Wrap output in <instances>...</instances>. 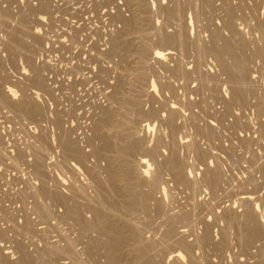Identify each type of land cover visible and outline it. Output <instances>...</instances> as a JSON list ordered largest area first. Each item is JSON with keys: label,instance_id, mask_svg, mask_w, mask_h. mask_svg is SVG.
Masks as SVG:
<instances>
[{"label": "rangeland", "instance_id": "374dc122", "mask_svg": "<svg viewBox=\"0 0 264 264\" xmlns=\"http://www.w3.org/2000/svg\"><path fill=\"white\" fill-rule=\"evenodd\" d=\"M30 1V2H29ZM40 1H42V0H0V24H2L4 27H2V25H0V74H1V76H3L4 78L6 77V80L4 79V78H2V81H3V79L5 80V83L7 82V79H8V86L6 85V84H4L2 87H0L1 89H0V97H2V95H3V90H4V94L6 93V89L8 88V87H12L13 89H14V91H13V95L15 96L14 97V99L17 97H19V96H17L18 95V93L20 92V90L22 89L23 90V87H25V85L28 83L29 85H27L26 87H30V88H32V89H28V88H26L29 92H33L34 94H35V99L43 106V108H42V106H41V108L43 109V111H42V113H40L37 117H33L32 118V116H30V115H28L27 116V114L26 115H23V114H25V112L23 113V112H21V111H18L16 108H14L13 106H11L12 104H7V103H5V104H3L1 101V105L3 106H1L0 105V143H2V144H0V196H1V198H0V228L3 230V226H4V229H5V231H6V235H4V236H2V237H0V254H2V256L5 254L6 256H8V258H11L12 260H14V259H17V257L19 256V251L17 250V249H19L16 245H18V241L20 242H22L23 244H25V246H26V248L30 251V253H31V251L32 250H34V251H32L33 252V256L30 258V259H28V261L26 260L25 262L23 261V264H77L76 262H74L73 260V258H69V257H67L66 255L64 256V255H62V253L61 254H59V253H57L53 248H52V246H53V243L55 244V242L57 243V244H64L65 242H66V239H67V237L70 239V241L72 242V238L74 239V237H75V245H76V249H81V243H79L78 244V239H77V236H78V229H75V228H77V226H76V224L74 225V222H73V220H70L69 221V224L70 225H68L67 223H68V220L66 221V220H62L60 217H62V214L61 215H59L60 213H62V212H64L63 210H65V208H64V206L61 204V203H57L56 205H54V203L53 202H55V201H53V202H51L52 201V199L49 201V199H48V201L50 202H48L47 201V198L45 197V199L42 201V202H45L44 204H46V206L48 205V203H49V205H48V210H49V213H48V215H46V216H42V218H41V216L39 215L38 216V213L36 214V212L34 211V209H33V206H35L36 207V203L39 201H37L36 199H37V197L36 196H34L33 195V193H31V188L33 189H35V190H37V187L39 188V186H40V184H41V182L42 183H44V180L46 179L47 180V182L45 181V184L46 185H48V184H55V182L57 183L58 181H59V183L62 185V187H64V188H66V183H67V180H69V177H72V176H76V178H78L79 180H82L83 178H84V176H83V174H89V175H91L90 174V170H89V173L88 172H85V169L87 170V167H90V166H92V164L94 163L93 161H95L96 159H97V161H95V163L97 162V165H98V163L99 164H105V162H108V163H111V165L110 164H105V168L107 167V166H110V168H111V170H112V168H114V162L117 160L116 159V153H117V150L120 148V146L122 145V143H121V141H119V142H116V147H117V149L114 147V146H112L111 148L109 147V146H107V141L109 140V139H107V141H106V136H107V138H108V133H107V131H109V138H110V136L112 137V136H115V135H113V134H115L117 131H116V126H111L110 128H106V130H105V132L104 133H101V134H103V139H104V141H106L105 143H104V146L106 145V147H108V149H103L102 148V150L100 149L101 147H103L101 144L103 143V141H102V136L100 135V134H98V135H95V132H94V116H95V114H94V110H95V108L94 107H96L97 105H98V103H99V105H101V106H108V107H114L113 109H117V108H119L118 106H119V103L117 102V101H113L112 102V100H111V97H110V99L108 98L109 96L108 95H110V94H112L113 92H114V85H115V87H116V84H115V82L117 81V79H119V77H121L122 75V78H120V79H123V78H126L129 82H130V80L132 79V71H133V75H134V73L137 71L136 69H137V56H136V53H134V52H136V49L134 50V48H136L137 46L136 45H138V43H139V41H140V36H139V34L137 35L136 33L138 32V30L137 29H140V28H142V25H145L146 24V26L148 25V22H149V24L150 25H152L151 26V30H154L155 29V31H161L162 29V32L163 33H165L164 32V30L166 31V33H167V31L169 30L170 32H168V33H173L175 30H177L178 28H181V30L182 31H184V37L186 38V39H188V40H192V42H191V50L193 51V50H195V51H193V52H191V50H188V51H186V53L185 52H183V51H181L180 50V48L179 47H177L178 45L177 44H169V45H160V46H163V47H168V46H170L171 48H169V50L171 49V50H173V55L171 56H169V54H167L166 52H168V49H165V50H163V51H165V53H166V55L164 56L165 58H164V60L165 61H172L171 63L170 62H168V63H164V62H162V64H171V66H173L174 67V63L176 64V60L178 59V60H181L182 61V63L185 65V66H187V68H188V70H189V72L191 73V76L193 75L194 77H195V79L193 78V76H192V79H191V77H190V74L188 73V75L189 76H187V75H184V76H181L180 75V73H178L177 72V74H176V72L173 70V68H171V67H169L168 65H164V67L166 68V70H165V68L164 67H161V66H163L161 63L159 64V62H155V69L157 70V73H158V75H157V73H156V75H154V77H157L156 79H159L158 80V82L160 81V79H162L163 78V80H165V79H167L166 77H164V76H168V77H170V79H172L173 80V74H174V81H172L173 83H175V84H173V91L172 90H170V91H168V90H164V93L162 92V89H161V92L160 91H148L150 94H145V96H143V97H145V98H147V100L145 101V103H143V108L145 109V105H146V110H144V111H146V116L144 115L143 117L144 118H149L150 117V114L152 115L149 119L150 120H153L154 121V125H155V128H154V130H152L151 132H148V134H147V137H148V139H149V141L148 142H146V145H147V147L146 148H148V149H150L151 147L153 148L156 144L158 145V149L157 148H155V150H154V152H152L151 150H146V149H142V147L140 146V148L138 147L137 149L138 150H136L137 151V156L139 157V156H141L142 154H144L147 158H149V160H150V162L152 161V166H151V168L153 169V170H155V171H157L158 170V168L159 169H161V167H163L162 166V164H164L165 162H166V156L165 155H167V153L166 152H168V150H170V147H169V145L171 146V147H173V145H172V141L170 140V139H172V140H176L177 142H178V145H177V143H176V146H175V148L178 150V152H179V154H180V157H181V161L184 163V161H185V163H187V166H185L186 168H184L185 169V174H186V176L188 177L189 175V180H191L190 179V177L191 178H194V177H197L196 179H198V181H197V183H196V187L195 186H192V183L190 182V184H188V182L189 181H186L185 182V180H183V181H179V179H177L176 178V176H175V173H173L174 171L173 170H171V168H168V166L166 165V168H168V169H166L165 168V165H164V168H165V170H164V168H162V170L164 171V172H162L161 171V173H163L162 174V176H164V180L163 179H161V182L158 184V185H161V188H160V186H159V188H158V185L156 186V187H154V185H153V183H152V188L154 187V189H150L151 188V185L150 184H148L147 183V185H145V187L147 186V191H150L149 193H153V194H151V196L152 195H156L155 197L156 198H153V196L152 197H150V198H148V200H149V202H151L152 201V205H150V207L151 206H153V207H151L150 209L152 210V211H150V217L148 216V215H146L145 216V214H147V213H145V212H143V211H141L140 209H135V211L133 212V214H130V213H128L127 215H125L127 218H128V216H129V218H130V220L132 219V218H134L135 220H136V218L138 217V219L139 218H145L146 217V219L147 218H151L152 217V219H155L156 218V220H157V217L159 218V220H157V221H159V222H161L162 220H164V218L167 216L166 215V212H167V214H170V212L171 211H173V210H176V212L175 211H173V213L175 212V213H177V214H179L180 212H179V206L178 205H180L182 208H180V211H182L181 209H183V210H185V209H187L188 211L190 210L191 211V207L193 208V209H195V210H193L192 209V213H191V221H188V222H190V224H192V225H190L189 226V223L187 224H184L185 225V227L184 228H186V233H185V235H186V237H185V239H188V241H191L192 243H193V250H194V255L196 256V258L198 259V263L197 264H257L258 262H259V260H260V262H259V264L260 263H262V264H264V233H263V231H262V233H263V235H261L260 234V236H258V237H256L255 238V240H253V241H247V240H245L244 241V238L246 237V236H243L242 237V234L243 233H241L242 232V227H243V222H246V220H244L245 219V217H244V212L246 211V208H247V202H246V198L248 199L247 201H249L250 202V204L254 207V209H253V217H254V219L256 218V222L258 223L259 222V224H260V222H261V224H264V177H262V174H263V176H264V170H263V168L261 169L260 168V166L261 167H263L262 166V164L264 163L263 161V155H264V131L260 128V126L263 128V126L260 124V123H262V121H264V110H263V112H259V108L257 109V101L259 100V103L263 106L264 105V65H263V63H264V58H262V57H260L258 54L257 55H255L257 52V48L259 47V44H260V46H262L263 44H264V29H261V31H260V28L258 27V26H256L257 25V23H255V22H257L256 21V19L254 18H250V15H251V17H254L255 15L254 14H252L250 11H251V5H250V3L249 2H252V0H249V2L247 1V0H228L229 2H231L232 4H234V5H236V6H238V10H237V12H236V15H237V13H240V15L238 14L237 15V17H239V18H237V20H236V15H235V26L238 28V26H237V24L239 25V29L238 30H240V32H241V36L239 35V38L240 37H242L243 39H244V41L246 42V47H248V48H246L245 49V46H244V48L242 49V47H240L239 46V44L236 42V40H238V35L236 36V39H235V42H233L234 43V45L232 46V41H234V38H232V37H235V35L234 34H232V32L228 29V28H226V23H225V21H226V13H225V11H224V8H223V6H224V0H223V2H222V0H213V3H215V4H213L211 1L212 0H209V1H207L208 3H210V5H206V8L204 7L205 5H203V2H204V0H203V2H202V0H200V2H202V3H200L199 2V0L197 1V0H195V1H197V2H195L194 3V0H191V1H189L188 2V0H185V1H181V0H145V2H144V0H142V3L144 4V6H145V3H146V5L148 6V7H146L145 6V10L147 9V13L145 12V13H143V14H145V17H143V14L140 12V10H138V9H140L139 8V4H137V2L139 3V1L138 0H93V3H92V0H52L51 1V3H52V6L53 7H55V8H53V11L52 12H48V13H46V12H40V11H38L37 12V15H34V14H31V16L34 18V19H32V17H30V13H29V6L30 5H32V6H38L40 3ZM57 1V2H56ZM79 1V2H78ZM95 1V2H94ZM104 1V2H103ZM141 1V0H140ZM241 1V2H240ZM13 2V3H12ZM23 3V5H22V3ZM101 2V4L102 5H100L99 6V4L98 3H100ZM103 2V3H102ZM113 4H112V3ZM152 2V3H151ZM161 2H163V3H161ZM198 2H199V4H198ZM240 2V3H239ZM242 2H243V4H242ZM33 3V4H32ZM35 3V4H34ZM160 3V4H159ZM185 3H187V4H185ZM198 5H197V4ZM212 3V4H211ZM222 3V4H221ZM245 3V4H244ZM11 4V5H10ZM55 4H57V5H54ZM87 4H88V7H86L87 6ZM94 4V5H93ZM109 4V5H108ZM153 4V5H152ZM174 4V5H173ZM175 4H177V5H175ZM179 4V5H178ZM189 4V5H188ZM248 4H249V6H248ZM28 5V6H27ZM86 5V6H85ZM118 5V6H117ZM127 5V6H126ZM161 5V6H160ZM164 5V6H163ZM172 7V9H173V7H175L174 9L175 10H177L176 12H177V14H169L165 9H161L162 7ZM169 5H171V6H169ZM173 5V6H172ZM184 5V6H183ZM191 5H193V6H191ZM203 5V7L204 8H202L203 10H201V11H199V7H201ZM223 5V6H222ZM247 5V8L245 7V6ZM58 6V7H57ZM64 6V7H63ZM66 6V7H65ZM94 6V7H93ZM98 6L99 7H101V8H98ZM158 6V7H157ZM187 6V7H186ZM196 6V7H195ZM215 6V7H214ZM219 6V7H218ZM262 6V5H261ZM261 6H259L258 8L260 9V12H259V16L260 17H263L264 16V6H262V8H260ZM8 7H10V8H8ZM91 7V8H90ZM116 7V8H115ZM119 7V8H118ZM131 7V8H130ZM156 7H157V9H156ZM186 7V8H185ZM189 7H190V9H189ZM198 7V8H197ZM211 7V8H210ZM220 7H222V8H220ZM6 9V11L4 10V9ZM28 8V9H27ZM93 8V9H92ZM98 8V9H97ZM156 9V11L154 12V10ZM194 8V9H193ZM213 8V9H212ZM251 8V9H250ZM12 9V10H11ZM20 9V10H19ZM22 9V10H21ZM23 9H24V11H23ZM60 9H61V11H60ZM82 9H84V10H82ZM86 9H87V11H86ZM95 9H97V11H95ZM129 9V10H128ZM151 9V10H150ZM192 9H193V11H192ZM204 9H205V12H206V15H205V12H204ZM217 9V10H216ZM239 9H242V10H239ZM3 10V11H2ZM57 10V11H56ZM100 10V11H99ZM108 10V11H107ZM134 10V11H133ZM136 10V11H135ZM165 10V11H164ZM184 10H186L185 12H184ZM194 10L196 11V12H194ZM199 12H198V11ZM209 10V12H207ZM212 12H211V11ZM222 10H223V12H222ZM258 10V9H257ZM9 12V14H8V12ZM15 11V12H14ZM18 11H20V12H18ZM63 11V12H62ZM82 11V12H81ZM130 11H132V13L130 12ZM137 11H139L140 13L138 14V12ZM161 11V12H160ZM179 11V12H178ZM215 11H216V13H215ZM242 11H243V13H242ZM245 11H247V13H245ZM259 11V10H258ZM257 11V12H258ZM1 12H2V14H1ZM7 12V13H6ZM12 12V13H11ZM76 14H75V13ZM120 12V13H119ZM158 12V13H157ZM167 12V13H166ZM193 12V13H192ZM249 12V13H248ZM4 13H5V15H4ZM14 13V14H13ZM29 13V14H28ZM40 13V14H39ZM78 13V14H77ZM80 13V14H79ZM124 13V14H123ZM131 13V14H130ZM134 13H136V15H134ZM184 13V14H183ZM211 13V14H210ZM221 13V14H220ZM225 13V14H224ZM53 14V15H52ZM147 14H148V16H147ZM152 14V15H151ZM158 14V15H157ZM182 14V15H181ZM201 14V15H200ZM203 14V15H202ZM241 14H243V15H241ZM245 14V15H244ZM12 15V16H11ZM22 15V16H21ZM26 16V17H24V16ZM50 15H52V17L50 16ZM59 15V16H58ZM61 15V16H60ZM101 15V16H100ZM119 15H121V16H119ZM128 17L127 19H131V18H133L134 17V20H137V21H135L134 23H135V25H134V23H133V25L135 26V27H133L132 29H128V33H127V29H126V26H124L125 25V20H126V17ZM151 15V16H150ZM155 17H154V16ZM169 15V16H168ZM200 18V17H203V20H201V18L199 19L197 16ZM208 15V16H207ZM7 18H6V17ZM9 16V17H8ZM97 16V17H96ZM100 16V17H99ZM113 16V17H112ZM131 16V17H130ZM137 18H136V17ZM139 16H140V18H139ZM150 16V18H148L147 19V17H149ZM207 16V17H206ZM211 16H212V18H211ZM214 16V17H213ZM221 16V17H220ZM224 16H225V18H224ZM241 16V17H240ZM243 16L245 17V19L243 18ZM5 18V19H3V18ZM11 17V18H10ZM40 19H39V18ZM51 17V18H50ZM56 17V18H55ZM60 18V19H58V18ZM123 17H125L124 19H123ZM130 17V18H129ZM141 17H143V18H141ZM166 17H167V19H166ZM176 17V18H175ZM195 17V18H194ZM204 17H205V19H204ZM14 18V19H13ZM26 18V19H25ZM115 18V19H114ZM121 18V19H120ZM173 18V19H172ZM183 18V19H182ZM208 18V19H207ZM8 19V20H7ZM23 19V20H22ZM28 19H29V21H28ZM36 19H39L38 21H36ZM52 19H53V21H52ZM63 19V20H62ZM98 19V20H97ZM102 19V20H101ZM113 19V20H112ZM142 19H145V21L143 20V21H141ZM176 21H175V20ZM178 19V20H177ZM181 20V22H180V20ZM225 21H224V20ZM247 19H248V21H247ZM88 20V21H87ZM174 20V21H173ZM184 20H186V24H184L185 23V21ZM214 20V21H213ZM132 21H133V19H132ZM141 21V23H139ZM157 21V22H156ZM173 21V22H172ZM208 21V26H207V24H206V22ZM251 21V22H250ZM30 22V23H29ZM145 24H144V23ZM147 22V23H146ZM166 22V23H165ZM178 22V23H177ZM182 22H183V24H182ZM203 22V23H202ZM210 22H211V24H210ZM217 22V23H216ZM52 23H54V24H52ZM71 23V24H70ZM114 23V24H113ZM123 23H124V25H123ZM158 23V24H157ZM164 23V24H163ZM170 23V24H169ZM174 24L173 26H172V24ZM214 23H215V25H214ZM249 23V24H248ZM27 24V25H26ZM51 24V25H50ZM139 24H140V26H139ZM166 24V25H165ZM197 24H198V26H197ZM221 25L222 27H220L219 25ZM256 24V25H255ZM150 25H149V27H150ZM180 25V26H179ZM182 25V26H181ZM188 25V26H187ZM246 25V26H245ZM250 25L253 27H257V30L256 29H254V28H251L250 27ZM19 26V28H17ZM22 26V27H21ZM28 26H29V28H28ZM38 26V27H37ZM73 26V27H72ZM155 26V27H154ZM205 26H207V28H208V30H207V28H205ZM45 27V28H44ZM54 27V28H53ZM72 27V28H71ZM144 27V26H143ZM163 27V28H162ZM166 29H165V28ZM187 27V28H186ZM189 27V28H188ZM210 27L212 28V30L210 31ZM224 27V28H223ZM3 28V29H2ZM33 28H34V31H33ZM124 28H125V30H124ZM170 28V29H169ZM185 28V29H184ZM216 28H220L219 30H218V32L219 33H221L220 35H221V38L223 37V39L221 40L220 39V41H219V43H220V45L222 44V45H224V46H226V47H228V50L229 49H232V50H229L228 52L230 53L231 51L232 52H235L236 54H237V56H239V57H241V56H245L246 58H243L244 60H245V66L247 67V71H248V73L249 74H251V76H252V80H253V84H252V81H251V83L249 84L250 85V92L252 93V95H251V97H250V94L248 95V99H249V101H247L249 104L251 103L252 105H253V107H252V105L250 104V106L248 107L247 105H249V104H247V102H245V104L244 103H242V106L240 105V103H236V104H233V105H236V106H233V108H232V110H230L231 111V113H229L230 111H227L226 109H224V106H225V104H224V102H223V100H222V97H224L223 96V94L225 93L227 96H228V93H229V87L230 86H228L229 85V83H231L229 80H228V82H226L227 81V79L226 78H228V74L226 73V71L225 72H221V71H223V69H220L221 67H220V65H219V62H218V60L216 59L215 60V57L212 55V54H210V53H208V54H206V53H204V54H202V52H197L198 51V40H199V45H200V43H209L210 42V39H211V37H210V34L212 33V31L214 30V31H217V29ZM242 28V29H241ZM122 29V30H121ZM135 29V30H134ZM146 29H148V28H146ZM222 29H224V30H222ZM2 30V31H1ZM7 30V31H6ZM29 30V31H28ZM120 30V31H119ZM150 29H148V31H149ZM150 30V31H151ZM187 30H190V31H187ZM198 30V31H197ZM220 30H222V32L220 31ZM243 30V31H242ZM255 30H256V32H255ZM15 31H16V33H17V36H18V34H20V36L19 37H22V38H20V39H17V41H19V40H23V41H21V44H20V41L19 42H15V43H12V44H14V46H12L13 48H16L17 47V50L15 49V51H13L14 49L11 47V40H10V37H11V34L13 33V34H15ZM21 33H20V32ZM61 31V32H60ZM73 31V32H72ZM78 31H80V32H78ZM97 31V32H96ZM117 31L119 32V34L121 33L122 34V32L123 31H125V35L124 36H126L125 38H124V41L127 43V44H129V48H128V46H127V44L125 43V44H123V46H121V47H115L116 45L113 43V45H114V47H113V49H111V47H112V42L110 41V40H115V37L117 36L116 34H117ZM122 31V32H121ZM131 31V32H130ZM186 31V32H185ZM210 31V32H209ZM245 31V32H244ZM5 32V33H4ZM9 32V34H7ZM11 32V33H10ZM26 32V33H25ZM55 32V33H54ZM57 32V33H56ZM189 32L191 33V35L189 34ZM242 32H244V33H242ZM250 32V33H249ZM260 32V33H259ZM23 33V34H22ZM38 33V34H37ZM40 33V34H39ZM75 33V34H74ZM77 33V34H76ZM96 33V34H95ZM108 33V34H107ZM114 33V35H116V36H114L113 37V34ZM197 35H196V34ZM210 33V34H209ZM32 34H33V36L35 35V38L34 37H31L32 36ZM38 36H37V35ZM60 34H61V36H60ZM65 34V35H64ZM66 34H67V36H66ZM202 34V35H201ZM227 34V35H226ZM251 34V35H250ZM16 35V34H15ZM25 35V36H24ZM43 35V36H42ZM59 37H58V36ZM72 35V36H71ZM76 35V37H74L73 38V36H75ZM102 35H103V37H102ZM199 35H201V37L199 36ZM203 35H205V37H203ZM223 35H225V40L227 41L228 39L227 38H229V43H231V46L229 45V43H228V41H227V43H226V41L224 40V36ZM245 36V38H244V36ZM246 35H247V37H246ZM5 36V37H4ZM36 36H37V38H39V39H37L36 38ZM41 36V37H40ZM46 38H45V37ZM57 36V37H56ZM81 38H80V37ZM122 36H123V34H122ZM138 36V37H137ZM191 36V37H190ZM8 37V38H7ZM25 37V38H24ZM26 37L28 38V41H26ZM79 37V38H78ZM100 37V38H99ZM109 37H111L110 39H109ZM136 37V38H135ZM189 37V38H188ZM194 37H197V38H195L196 40H194ZM254 37V38H253ZM258 37V38H257ZM33 38H34V40H33ZM63 38V39H62ZM71 38H73L72 40H71ZM76 38H78V39H76ZM128 38V39H127ZM137 38H139V40L137 39ZM154 38H156V35H155V37ZM193 38V39H192ZM232 38V39H231ZM257 38V39H256ZM260 38H261V40H260ZM2 39V40H1ZM8 39H9V41H8ZM30 39V40H29ZM40 39H41V41H40ZM43 39V40H42ZM126 39V40H125ZM198 39V40H197ZM205 41H204V40ZM249 39V40H248ZM252 39V40H251ZM259 39V40H258ZM31 40H33V41H31ZM39 40V41H38ZM51 40V41H50ZM56 40V41H55ZM59 40H60V42H59ZM63 40V41H62ZM65 40V41H64ZM68 42H67V41ZM76 40H77V42H79V43H77L76 42ZM112 40V41H113ZM207 40V41H206ZM251 40V41H250ZM26 41V42H25ZM34 41H37V42H35V46H36V48H34ZM43 41H45V42H43ZM70 41H72V43L70 42ZM96 41V42H95ZM134 41V42H133ZM209 41V42H208ZM7 44H6V43ZM24 42V43H23ZM27 42H29V45H28V43ZM31 42H33V45H31L32 43ZM41 42V43H40ZM65 43L66 42V44H62V43ZM95 42V43H94ZM103 42V43H102ZM105 42V43H104ZM114 42V41H113ZM5 43V44H4ZM22 43L24 44L23 46H25V43H27L26 45L27 46H29L28 48L27 47H25V48H22ZM36 43H38V44H36ZM57 44V45H55V44ZM71 45H70V44ZM76 43H77V46H76ZM107 43V44H106ZM132 43V44H131ZM195 43V44H194ZM227 45H226V44ZM82 44V45H81ZM95 44V45H94ZM197 45V47L196 46H194V45ZM256 44L258 45V47H256ZM20 45V46H19ZM30 45L32 46L31 48H30ZM74 45V46H73ZM101 45V46H100ZM125 45V46H124ZM193 45V46H192ZM229 45V46H228ZM251 45H252V47H251ZM7 46H8V48H7ZM16 46V47H15ZM51 46V47H50ZM72 48H71V47ZM98 46H99V48L101 49V48H103V50L101 49L100 51H99V48H98ZM106 46V47H105ZM126 46H127V48H126ZM174 46V48H172ZM238 46H239V48H238ZM243 46V45H242ZM41 47H43V48H41ZM95 47V48H94ZM109 47H110V51H111V53H107V52H109ZM132 47H134V48H132ZM196 47V48H195ZM6 48H7V50H6ZM32 48H33V50H32ZM51 50H50V49ZM54 48V49H53ZM60 48V49H59ZM64 48H65V50L67 51H65L64 50ZM74 48V49H73ZM118 48H119V50H118ZM124 48H125V50H124ZM179 48V49H178ZM236 48L237 49V51H236V49H235V51H234V49ZM250 48H253V49H250ZM20 50V52H19V50ZM34 49H35V51H34ZM43 49V50H42ZM71 49H72V51H71ZM122 49H123V51L124 52H122ZM127 49V50H126ZM190 49V48H189ZM256 49V50H255ZM12 50V51H11ZM25 50V51H24ZM30 50H32V52H34L33 54H32V52L30 51ZM63 50V51H62ZM106 50V51H105ZM115 50V51H114ZM134 52H133V51ZM177 50L178 51H180L179 53H177ZM239 50L241 51V50H243L242 52H239ZM11 51V52H10ZM50 51V52H49ZM62 51V52H61ZM69 51H71V52H69ZM101 51H103L102 53H100ZM117 51V52H116ZM122 53H121V52ZM129 51V52H128ZM189 51H190V54H189ZM245 51H246V54H244L245 53ZM252 51V52H251ZM8 52V53H7ZM13 52H15V53H13ZM52 52V53H51ZM73 52V53H72ZM92 52V53H91ZM106 52V53H105ZM128 52V53H127ZM131 52V53H130ZM247 52H248V54L250 53V55H248L247 54ZM18 53V54H17ZM29 53V54H28ZM65 53H67V54H65ZM107 54V56H105V54ZM116 53H118L120 56H121V58H120V56L117 54L116 55ZM124 53H126L125 55H127V57H125V55H124ZM188 53V54H187ZM196 53H197V55L199 54L200 56H197V57H194V56H192L191 54H193V55H196ZM229 53H226L225 54V60L227 61V62H231L232 61V57H233V55H232V57H230L231 56V54H229ZM242 53H243V55H242ZM255 53V54H254ZM13 54H14V56H13ZM28 54V55H27ZM64 54H65V56L67 57H65L64 56ZM78 54V55H77ZM100 54H102V55H100ZM109 54H111V55H109ZM115 54V55H114ZM178 54V55H177ZM185 54H186V56H185ZM252 54V55H251ZM6 55V56H5ZM16 55V56H15ZM22 55H23V57H22ZM36 55V56H35ZM62 55V56H61ZM80 55V56H79ZM97 55V56H96ZM175 55V56H174ZM227 55V56H226ZM18 56V57H17ZM30 58H29V57ZM48 56V57H47ZM72 56V57H71ZM113 56V57H112ZM115 56V57H114ZM188 56V57H187ZM206 56H208V57H206ZM248 56V57H247ZM10 59H8V58ZM27 57H28V59H27ZM34 57V58H33ZM63 57V58H62ZM174 57V58H173ZM199 57V58H198ZM252 57V58H251ZM255 57V58H254ZM6 58V59H5ZM19 58V59H18ZM36 58V59H35ZM53 58V59H52ZM69 58V59H68ZM76 58V59H75ZM95 60H94V59ZM126 58H127V60H126ZM185 60H184V59ZM194 58V59H193ZM198 59V60H196L195 61V59ZM203 58V59H202ZM213 58V59H212ZM6 61H5V60ZM30 59V60H29ZM33 59V60H32ZM88 59H89V62H88ZM100 59V62L98 61ZM105 59V60H104ZM111 59V60H110ZM113 59V60H112ZM116 59V60H115ZM136 59V60H135ZM170 59V60H169ZM174 61H173V60ZM176 59V60H175ZM183 59V60H182ZM201 59L203 60V61H201ZM253 59V60H252ZM16 60H17V62H16ZM48 60V61H47ZM63 60V61H62ZM65 60V61H64ZM93 60V61H92ZM205 60V61H204ZM248 60V61H247ZM1 61H2V63H1ZM31 61V62H30ZM35 62V63H32V62ZM43 61V62H42ZM78 61V62H77ZM115 61H117V62H115ZM130 61V62H129ZM198 61H200L201 62V64L198 62ZM210 61H211V63H210ZM216 61H217V63H216ZM254 61V62H253ZM4 62V63H3ZM61 62V63H60ZM120 62L122 63V64H120ZM135 62V63H134ZM189 63V65H188V63ZM194 62V63H193ZM197 62V63H196ZM207 62V63H206ZM257 62V63H256ZM263 62V63H262ZM6 63H8V65L6 64ZM27 63V64H26ZM34 64V65H36L37 64V66L39 67V69H40V71H41V75L43 76V78H45L46 76V78L44 79L45 80V86H46V88L45 87H43V89H42V87H38L37 89H35L34 88V86L32 85V87H31V85H30V79H32V67H30V66H33V65H30V64ZM40 63V64H39ZM42 63H43V65H42ZM65 63V64H64ZM67 63L69 64V65H67ZM81 65H79V64ZM198 63L200 64V65H198ZM205 63V64H204ZM16 64V65H15ZM19 64V65H18ZM47 64H49V65H51V66H49L48 65V67H47ZM119 64V65H118ZM126 64V65H125ZM195 64V65H194ZM202 64H203V66H202ZM10 65V66H9ZM65 65H66V67L68 68H66L65 67ZM79 65V66H78ZM121 65H123V67H121ZM130 65V66H129ZM197 65H198V72H197ZM5 66V67H4ZM8 66V67H7ZM15 66H17V67H15ZM44 66H46V67H44ZM110 66V67H109ZM112 66V67H111ZM131 66H132V68H131ZM158 66V67H157ZM195 66V67H194ZM207 66V67H206ZM255 66V67H254ZM261 66V67H260ZM262 66H263V68H262ZM20 67V68H19ZM42 67V68H41ZM65 67V68H64ZM80 67V68H79ZM106 67V68H105ZM114 67V68H113ZM118 67V68H117ZM134 67L136 68L135 70H134ZM157 67V68H156ZM161 67V68H160ZM171 68V70L172 71H174L173 73L170 71V69H168V68ZM202 67H203V69H202ZM250 67V68H249ZM6 68H8V69H6ZM43 68H44V70H43ZM46 68V69H45ZM71 68V69H70ZM103 68V69H102ZM122 68V69H121ZM126 68H127V70H126ZM161 70H160V69ZM163 68V69H162ZM195 68V69H194ZM204 68H205V70H204ZM208 68H209V70H208ZM2 69V70H1ZM19 69H20V71H19ZM70 69V70H69ZM90 69V70H89ZM99 69H100V72H99ZM115 69V70H114ZM119 69L121 70V72L119 73ZM132 69V70H131ZM191 69V70H190ZM5 70V71H4ZM7 70V71H6ZM16 70V71H15ZM82 70V71H81ZM97 70V71H96ZM112 70V71H111ZM167 70H168V73H167ZM193 70V72L196 70V72H194V73H192L191 71ZM217 70V71H216ZM10 71V73H8ZM80 71V72H79ZM104 72L105 73V75L104 76H102V72ZM126 71V72H125ZM135 71V72H134ZM162 71V72H161ZM166 71V72H165ZM207 72V79H208V81L207 82H205L204 83V81L203 82H201L200 80H199V78L201 77V72H202V74H204L205 72ZM214 71H216L215 72V74H214ZM13 72V73H12ZM44 72H45V75H43L44 74ZM67 72V73H66ZM71 72V73H70ZM89 72V73H88ZM95 72V73H94ZM123 72V73H122ZM124 72L126 73V74H124ZM200 72V73H199ZM213 72V73H212ZM17 73V74H16ZM19 73V74H18ZM31 73V74H30ZM56 73V74H55ZM73 73V74H72ZM82 73V74H81ZM131 73V74H130ZM162 73H164V74H162ZM172 74V76L170 75V74ZM218 74V76L220 77H218L217 76V74ZM7 74H9V76L7 75ZM16 74V75H15ZM24 74V75H23ZM60 74V75H59ZM101 74V75H100ZM122 74V75H121ZM129 74V75H128ZM211 74H212V76L214 75V78H212V76H211ZM260 74V75H259ZM70 75V76H69ZM113 75V76H112ZM161 75H163V76H161ZM177 77H176V76ZM196 75V76H195ZM197 75H198V77H197ZM17 76V78H15ZM74 76V77H73ZM97 76V77H96ZM160 76V77H159ZM208 76H210L211 78H209ZM258 76V77H257ZM8 77H10V78H8ZM24 78V82H22L23 81V78ZM26 77V78H25ZM29 77H31L30 79H29ZM82 77V78H81ZM105 79H104V78ZM128 77H129V79H128ZM148 77L149 76H147V83L149 84V81H148ZM172 77V78H171ZM180 77H182V78H180ZM184 77H186V78H184ZM217 77V78H216ZM12 78V79H11ZM19 78V79H18ZM27 78H28V80H27ZM48 78V79H47ZM62 78V79H61ZM99 78H101L102 80H104L103 82L101 81V79H99ZM116 78V79H115ZM177 78H179V79H177ZM188 78H190V79H188ZM196 78H198V79H196ZM18 79V80H17ZM20 79H21V81H20ZM70 79V80H69ZM83 79V80H82ZM94 79V80H93ZM107 79V80H106ZM169 79V78H168ZM186 79H188V81L186 80ZM207 79H205V81L207 80ZM220 80L219 81V88H217L216 90H212L211 91V88H209V87H211V86H205L204 84H207V83H211V82H213V80L215 81V80ZM222 79V80H221ZM226 81H225V80ZM229 79V78H228ZM1 80V79H0ZM12 80V81H11ZM15 80V81H14ZM26 80V81H25ZM75 80V81H74ZM116 80V81H115ZM185 80V81H184ZM198 80H199V83H198ZM210 80V81H209ZM212 80V81H211ZM17 81V82H16ZM27 81H30V82H27ZM120 81V80H119ZM118 81V82H119ZM223 81H225L224 83H223ZM257 81V82H256ZM18 82H20V83H18ZM27 82V83H26ZM71 84H70V83ZM76 82V83H75ZM90 82V83H89ZM100 82V83H99ZM109 82V83H108ZM114 82V83H113ZM117 82V83H118ZM191 82V83H190ZM261 82V83H260ZM16 83V84H15ZM21 83H26V84H24V85H22ZM49 83V84H48ZM75 83V84H74ZM84 83V85H82V84ZM108 83V84H107ZM187 85H186V84ZM204 83V84H203ZM259 85H258V84ZM11 84V85H10ZM109 84H110V86H109ZM148 84L145 86V87H148ZM180 84H182V85H180ZM203 84V85H202ZM221 84V85H220ZM256 84V85H255ZM260 84H261V87H260ZM21 85L23 86V87H21ZM50 85V86H49ZM54 85V86H53ZM128 85V84H127ZM175 85H176V87H175ZM178 85V86H177ZM196 85H198V86H196ZM231 85V84H230ZM253 85H254V87H253ZM259 87H258V86ZM7 86V87H6ZM48 86V87H47ZM55 86H57L56 88H55ZM91 86H92V88H91ZM101 86V87H100ZM105 86V87H104ZM112 86V87H111ZM161 86V85H160ZM180 86V87H179ZM195 86V87H194ZM204 87L203 88V90H202V88L200 89V87ZM221 86V87H220ZM4 87V88H3ZM17 87V88H16ZM72 87V88H71ZM94 87V88H93ZM97 87V88H96ZM102 87H104V89H102ZM127 87V89H128V86H126ZM126 87H125V89H126ZM179 87V88H178ZM188 87H190L191 89H194L195 91H197L198 89H200V91L198 90V92L196 93L194 90H191L190 91V88H188ZM197 87V88H196ZM252 87L254 88V90H255V88H256V90H255V92H254V90H252ZM3 88V89H2ZM50 88V89H49ZM51 88H53V89H51ZM65 90H64V89ZM86 88V89H85ZM96 88V89H95ZM151 88V87H150ZM197 90H196V89ZM208 88L210 89V90H208ZM19 91H18V90ZM40 89H41V91H40ZM48 89V90H47ZM59 91L58 92V94H57V92H56V94H55V91H57V90ZM62 89V90H61ZM99 89H101L102 90V92H101V90H99ZM114 89V90H113ZM148 89V88H147ZM174 89H175V91H174ZM206 89V90H205ZM222 89V90H221ZM260 89V90H259ZM52 90V91H51ZM103 90H104V93H103ZM149 90V89H148ZM160 90V89H159ZM218 90H220V92H222L221 93V96H220V92L217 94V93H215V92H218ZM77 91H78V94H77ZM88 91V92H87ZM113 91V92H112ZM146 91V90H145ZM178 91V92H177ZM209 91V92H208ZM215 91V92H214ZM257 91V92H256ZM32 92H31V95H32ZM45 92V93H44ZM51 92H52V94H55L56 96L58 95L59 96V99L58 98H56L55 96H54V99L52 98V95H51ZM54 92V93H53ZM61 92H63V93H61ZM108 92H109V94H108ZM112 92V93H111ZM147 92V93H148ZM157 92V93H156ZM200 92L201 93H204V95L202 96V94L200 95ZM213 93V94H211V95H209L208 93ZM39 93V94H38ZM46 93H48L47 95H46ZM60 93V94H59ZM67 94V97L69 98H67L66 97V94ZM95 93H97V95L95 94ZM106 93V94H105ZM155 93V94H154ZM175 93H177V96H176V94ZM179 93H181V94H183V95H181V94H179ZM186 93H187V95H186ZM214 93L216 94V96L214 95ZM254 93H256V95L254 94ZM22 95V93L20 92L19 93V95ZM105 94V95H104ZM108 94V95H107ZM196 94V95H195ZM208 94V95H207ZM253 94H254V96H253ZM258 94H259V96H258ZM150 95V96H149ZM156 95V96H155ZM163 95V96H162ZM175 95V96H174ZM226 95H225V97H226ZM50 96V97H49ZM57 96V97H58ZM65 96V97H64ZM72 96H73V98H72ZM76 96V97H75ZM98 96L100 97V98H98ZM106 96V97H105ZM114 96V95H113ZM154 96V98H155V100H153L152 99V97ZM166 96H167V99H166ZM170 96V97H169ZM175 98H174V97ZM188 96V97H187ZM204 96H205V98L207 97V98H209V99H206V101L204 102V100L202 101V99L204 98ZM212 96L214 97L213 99H212ZM263 96V97H262ZM12 97V96H11ZM21 97V96H20ZM79 97H80V100H79ZM84 97V98H83ZM103 97V98H102ZM105 97V98H104ZM159 97V99H158V101L156 102V100H157V98ZM182 98V101H181V98ZM259 97H260V99H259ZM13 98V97H12ZM44 98V99H43ZM76 98V99H75ZM78 98V99H77ZM94 98V99H93ZM113 98H117V96L115 97H113ZM151 98V99H150ZM165 98V99H164ZM172 98V99H171ZM200 98H201V101H200ZM211 98V99H210ZM226 98H228V97H226ZM2 98H0V100H1ZM13 99V100H14ZM19 99V98H18ZM72 99V100H71ZM150 99V100H149ZM163 99V100H162ZM176 99H179V100H176ZM191 99V100H190ZM194 99V100H193ZM263 99V100H262ZM50 100H51V102H50ZM67 100H68V102H67ZM75 100V101H74ZM96 100V101H95ZM108 100L111 102V105L109 104V102H108ZM160 100V101H159ZM165 100H169L168 102L169 103H167V101L165 102ZM196 100H199V101H196ZM207 100H209V102L207 101ZM216 100V101H215ZM218 100V101H217ZM261 100H262V103H261ZM77 101V103H73V102H76ZM103 101V102H102ZM184 101V102H183ZM186 101V102H185ZM188 101H189V104H190V102L191 101H193V102H191V104H192V106H191V104L189 105V104H186V103H188ZM62 102V103H61ZM79 102V103H78ZM83 104H82V103ZM88 102V103H87ZM95 102H96V104H95ZM98 102V103H97ZM199 102L201 103V105H202V107H204V108H202L200 105H199ZM208 103V105H206L207 103ZM254 102H255V104H254ZM46 103V105L44 106V104ZM59 103V104H58ZM93 103V104H92ZM152 103V104H151ZM160 103V104H159ZM163 103H164V105H163ZM196 103H197V105H196ZM214 103H216L217 105H218V107H217V105L215 104V106H214ZM104 104V105H103ZM113 104V105H112ZM154 104V105H153ZM204 104V105H203ZM211 104H212V106H211ZM8 105V106H7ZM92 105V106H91ZM115 105V106H114ZM156 105V106H155ZM171 105H175L176 106V108H178L181 112H182V114L184 115L183 117L181 116V117H179V119H178V117H177V120H176V125H178V122H179V127H180V129H179V127H177V129H179L178 131L176 130V125L173 127V125L172 124H169V125H165V123L163 122V120L161 121V118L159 117V116H157V119H156V113L154 112V118H152L153 117V113L150 111V107L152 106V107H156V109L158 108L159 110H161L160 108H162V106H163V108L164 107H168V106H171ZM181 105H182V108H181ZM187 105V106H186ZM191 106L192 108H189L188 109V107L189 106ZM210 105V106H209ZM222 105V106H221ZM7 106V107H6ZM63 108H62V107ZM84 106H86V107H84ZM161 106V107H160ZM206 106V107H205ZM208 106H209V108H208ZM245 106V107H244ZM49 107V108H48ZM76 107H77V110H75L74 111V109H76ZM187 107V108H186ZM199 107V108H198ZM213 107V108H212ZM221 107H222V109H221ZM236 107V108H235ZM238 107V108H237ZM241 107V108H240ZM252 107V108H251ZM4 110H3V109ZM64 108H66V109H64ZM68 108V109H67ZM83 108H84V110H83ZM162 108V109H163ZM205 108H206V110H205ZM248 108V109H247ZM251 108V109H250ZM41 109V110H42ZM60 109H61V112L63 111V112H65L66 111V113H65V117L66 118H64L63 120L61 119V120H59L60 121V123L57 125L58 127H62L63 129L65 128V129H70L69 130V132L71 133L70 134V136H71V138L72 139H74V141H78V143H76L77 144V147H78V149L80 150V151H82V152H80L81 153V155H82V157H85V158H83V160L82 159H79L80 158V155H79V151H76V149H75V151H74V154H73V151H70V150H73V148H69L67 151L69 152V153H71V154H68L69 155V157H68V155L66 156V157H61V156H59L60 154H62V153H60V151H61V149H59V147H56V146H59V144L57 143L58 142V140H57V135L58 136H60L59 135V131H60V129L57 127V126H55V125H53L54 123L52 122V120H54L55 118H53V117H57L58 116V112L60 111ZM71 109H72V111H71ZM147 109L149 110V112L147 111ZM190 109H192V110H190ZM201 109V110H200ZM220 110V112H218L219 110ZM236 109H239V110H236ZM240 109H241V111H243V112H241L240 111ZM257 109V110H256ZM263 109H264V106H263ZM17 110V111H16ZM68 110V111H67ZM217 110V111H216ZM235 110V111H234ZM45 111H47V112H45ZM52 111V112H51ZM71 111V112H70ZM92 113H91V112ZM164 111V110H163ZM179 111V112H180ZM198 111H199V115L197 116V114H198ZM205 111V112H204ZM210 111V112H209ZM221 111H222V113H221ZM238 111V112H237ZM252 111V112H251ZM56 112V113H55ZM70 112V113H69ZM151 112V113H150ZM166 112V111H165ZM190 112V113H189ZM192 112H193V115H195L194 117H193V115H192ZM197 112V114H195ZM203 114H202V113ZM210 114H209V113ZM227 112V114L226 115H224L225 113ZM256 112H257V114H256ZM23 113V114H22ZM55 113V114H54ZM148 113H149V116H148ZM188 113H189V116H187L188 115ZM215 113V114H214ZM234 113H235V115H234ZM238 113V114H237ZM72 114V115H71ZM91 114V115H90ZM230 114V115H229ZM262 116H261V115ZM67 115V116H66ZM69 115H70V117H69ZM81 115H82V117H81ZM192 115V116H191ZM221 115H222V117H221ZM229 115V116H228ZM243 117H241V116ZM249 115H250V117H249ZM257 117H256V116ZM260 115V116H259ZM25 116H27V117H25ZM31 117L30 119L28 118V117ZM51 116V117H50ZM73 116V117H72ZM76 116H77V119H76ZM148 116V117H147ZM201 116V117H200ZM239 116H240V119H239ZM246 116V117H245ZM75 117V118H74ZM93 117V118H92ZM188 117H189V119H188ZM191 117H193V120H195L197 123L199 122H201L200 124L201 125H205V123H207V122H210L211 121V124H213L212 126H214L215 127V129H214V131H215V135L214 136H212L211 137V139H209V138H207V136L205 135V134H202V136L203 137H201V134H198L197 132H196V134H195V129H194V127H193V125H192V118ZM196 117H198V120H197V118ZM207 117H208V119H207ZM227 117H229V119L230 120H228L227 119ZM238 117V118H237ZM254 117V118H253ZM49 118V122H48V119ZM53 118V119H52ZM79 118V119H78ZM82 118V119H81ZM90 118V119H89ZM158 118H159V120H158ZM203 118V119H202ZM250 120H249V119ZM41 119H42V121H41ZM46 119V120H45ZM88 119V121H86ZM185 121H184V120ZM187 119V120H186ZM219 119V120H218ZM225 119V120H224ZM232 119V120H231ZM238 120V121H236V120ZM246 119V120H245ZM255 119V120H254ZM259 119H260V121H259ZM35 122H34V121ZM39 122H38V121ZM43 120H44V122H43ZM70 120V121H69ZM75 120V121H74ZM78 121V123H77V121ZM93 120V121H92ZM149 120V121H150ZM182 120H183V122H182ZM210 120V121H209ZM222 120V121H221ZM159 121H160V124H159ZM189 121H190V123H189ZM219 121H220V123H219ZM236 121V122H235ZM241 121H243L242 122V124H241ZM251 121V122H250ZM42 122H43V124H42ZM52 122V123H51ZM63 122V123H62ZM68 122V123H67ZM89 122V123H88ZM150 122H152V121H150ZM185 122H187V123H185ZM223 124H222V123ZM255 122V123H254ZM260 122V123H259ZM37 125H36V124ZM50 125H49V124ZM62 123V124H61ZM66 123V124H65ZM83 123V124H82ZM198 123V124H199ZM229 123V124H228ZM232 123V124H231ZM238 123V124H237ZM252 123V124H251ZM65 124V125H64ZM73 124V125H72ZM158 124H159V126H158ZM164 124V125H163ZM182 124V126H180ZM184 124V125H183ZM189 124V125H188ZM219 124H221V125H219ZM228 124V129H227V127H226V125ZM237 124V125H236ZM241 124V125H240ZM263 125H264V122L262 123ZM40 125H41V127H40ZM43 125H45V126H43ZM85 125H88V126H85ZM163 125V126H162ZM244 125H245V127H244ZM251 125H254L253 127L251 126ZM92 126V127H91ZM169 126V127H168ZM190 126V127H189ZM219 126V127H218ZM225 126V127H224ZM233 126V127H232ZM237 126V127H236ZM251 126V127H250ZM75 127V128H74ZM84 127V128H83ZM115 127V128H114ZM158 127H160L159 129H158ZM168 127V128H167ZM173 127V128H172ZM186 127V128H185ZM224 127V128H223ZM241 127V128H240ZM258 127V128H257ZM72 128H73V130H72ZM78 128V129H77ZM167 128V129H166ZM175 128V129H174ZM237 128V129H236ZM244 128H246V132H245V130H244ZM257 128V129H256ZM46 129V130H45ZM108 129H110V130H108ZM165 129V130H164ZM169 129H171V130H173V131H175L174 132V134L176 135L177 133V136L176 137H174V134H171L173 131H171V130H169ZM191 129V130H190ZM230 129V130H229ZM235 129V130H234ZM259 129H261V132L263 131V133H261L260 131H259ZM264 129V128H263ZM43 130H45V131H43ZM59 130V131H58ZM158 130V131H157ZM182 130V131H181ZM237 130V131H236ZM242 130V131H241ZM250 130V131H249ZM253 130V131H252ZM256 130V131H255ZM47 131H49V132H47ZM57 131H58V134H57ZM76 131V132H75ZM79 131H81V133L79 132ZM176 131H177V133H176ZM188 133H187V132ZM41 132L43 133V132H45V133H43V137L45 138H43L42 140H41V138H42V134H41ZM54 132H56V133H54ZM163 134H162V133ZM167 132V133H166ZM182 132V133H181ZM190 132H191V134H190ZM219 132V133H218ZM231 132H234V133H231ZM258 132V133H257ZM49 133V134H48ZM80 133V134H79ZM91 133H93V136L91 135ZM151 133V134H150ZM174 137H172L171 138V135ZM184 133V135H181V134H183ZM185 133H187L188 134V136L185 134ZM194 133V135H192ZM216 133H218L217 135H216ZM227 133V134H226ZM238 133V134H237ZM253 133V136L251 135ZM61 134V133H60ZM157 134V135H156ZM160 134H161V136L163 137V139H162V137L160 136ZM164 134H165V136H164ZM167 134V135H166ZM221 134H222V136H221ZM223 134H224V136H223ZM229 134V135H228ZM260 134H261V136H260ZM89 135H90V137H91V139H90V137H89ZM95 135V136H94ZM149 135V136H148ZM158 135H159V137H158ZM170 135V136H169ZM233 135V136H232ZM237 135V137H234V136H236ZM259 135V136H258ZM47 136H48V138H47ZM50 136H51V138H50ZM88 136V137H87ZM96 136H97V138H96ZM101 136V137H100ZM151 136V137H150ZM156 136H157V138H156ZM183 136H184V139H183ZM255 136V137H254ZM257 136V137H256ZM3 137V138H2ZM32 137V138H31ZM57 137V138H56ZM76 137L78 138V139H76ZM82 137V138H81ZM85 137H86V139H85ZM169 137V138H168ZM178 137H179V139H178ZM215 137V138H214ZM221 137V138H220ZM229 137V138H228ZM232 137V138H231ZM239 137V138H238ZM242 137V138H241ZM251 137H252V139H251ZM254 137V138H253ZM260 137V138H259ZM89 138V140H87ZM154 138V139H153ZM166 139V141H165V139ZM192 138H194V140L192 139ZM200 139L199 141H198V139ZM214 138V139H213ZM49 139V140H48ZM82 139V140H81ZM84 139H85V141H84ZM93 139V140H92ZM95 139V140H94ZM160 139V140H159ZM213 139V140H212ZM220 139V140H219ZM222 139H223V141H222ZM228 139H229V141H228ZM239 139V140H238ZM242 139V140H241ZM252 140V141H250V140ZM254 139H256V140H254ZM179 140V141H178ZM183 140V141H182ZM216 141V144H215V141ZM236 140V141H235ZM245 140V141H244ZM260 140V141H259ZM4 141V142H3ZM22 141V142H21ZM28 141H29V143H28ZM33 141V142H32ZM34 141H37V143L38 144H40V146H38L37 144V147H40L39 149H40V151H39V149L36 147V145H35V151H39V152H43L44 154H43V158H45L46 160H47V162H48V164H46L45 166L43 165L42 167H45L44 168V171H45V169H46V171L44 172V177H43V175H42V177H41V175L39 176L38 175V173H37V175H36V173L34 172V171H32V170H35V169H32V167H35V163L33 164V158H35L31 153H35V151H33V152H31L32 151V144L34 143ZM47 141L49 142V143H47ZM80 141H81V143H83L82 145H81V143H80ZM88 141H89V143H88ZM146 141V140H145ZM168 141H169V145H168V147L169 148H166V143H168ZM187 141V142H186ZM188 141H190V142H192V141H196V143L194 144V142H193V145H192V147L191 146H189L190 148H188V146H187V148H186V145H184L185 143H188ZM198 141V142H197ZM226 141V142H225ZM244 141V142H243ZM262 141H263V143H262ZM44 142H45V144H44ZM56 142V143H55ZM92 142L94 143V144H92ZM97 142V143H96ZM101 142V143H100ZM162 142H163V144H162ZM171 142V143H170ZM181 142H182V145H181ZM207 142H208V145H207ZM212 142V143H211ZM223 142H224V144H223ZM254 142V143H253ZM36 143V142H35ZM34 143V144H35ZM88 143V144H87ZM118 143V144H117ZM180 143V144H179ZM226 143H227V145H226ZM232 143V144H231ZM243 143V144H242ZM247 143V144H246ZM250 143V144H249ZM251 143L253 144V145H251ZM21 144V145H20ZM41 144H44L43 145V149L41 148ZM48 144V145H47ZM53 144V145H52ZM58 144V145H57ZM78 144H79V146L81 145V147L79 148V146H78ZM165 144V145H164ZM263 144V145H262ZM20 145V146H19ZM51 147H50V146ZM96 145V146H95ZM101 145V146H100ZM162 145H163V147H162ZM195 145V146H194ZM196 145H198V146H196ZM203 147H202V146ZM207 145V146H206ZM213 147H211V146ZM215 145H216V147H215ZM243 145V146H242ZM262 145V146H261ZM19 146V147H18ZM30 146H32V147H30ZM83 146V147H82ZM98 146L100 147V148H98ZM179 146V147H178ZM200 146V147H199ZM209 146V147H208ZM219 146V147H218ZM233 146V147H232ZM238 146V147H237ZM239 146H240V148H239ZM253 146V147H252ZM261 146V147H260ZM28 147V148H27ZM56 147V148H55ZM91 149H89V148ZM114 147V148H113ZM194 147H199V148H202V151L204 150V152L206 153V154H208V159L206 158V160L205 161H208L209 160V162L211 161L212 162V164L214 163L215 165L217 164V162H219L218 163V165L220 164V161H221V164L219 165V169H220V167H221V169L220 170H222L221 171V173H223V175H224V178H225V176H226V179L224 180L223 179V182H222V185H221V187H217L218 188V190H216V188H214L213 186H209L208 184H206V182L205 181H202L201 180V178L203 177V174H204V167H205V161H204V159L202 158V160H201V158L199 159V154L197 155L196 153H195V150H192V149H194ZM207 147H208V149H207ZM223 147V149H221ZM225 147H227V148H225ZM243 147V148H242ZM247 149H246V148ZM249 147L251 148V151H250V149H249ZM259 147H260V149H259ZM17 148V149H16ZM22 149V150H20V149ZM86 149V153H85V150L84 149ZM95 148L97 149V151L95 150ZM212 148V149H211ZM225 148V149H224ZM242 148V149H241ZM82 149V150H81ZM110 149V150H109ZM140 149V150H139ZM156 149H157V151H156ZM161 149H162V151L163 150H165V152H164V155L163 154H160L159 152L161 151ZM184 149V150H183ZM207 149V151H205ZM232 149V150H231ZM239 149V150H238ZM247 151H246V150ZM4 150V151H3ZM17 150V151H16ZM33 150H34V148H33ZM101 150V151H100ZM115 150V151H114ZM143 150V151H142ZM186 150V151H185ZM216 150V151H215ZM224 150H226V151H224ZM237 150V151H236ZM249 150V151H248ZM254 150V151H253ZM257 150V151H256ZM18 151H21V152H23V155H24V158H22L23 157V155H21V157H18L19 156V152ZM138 151H139V153H138ZM151 151V152H150ZM159 151V152H158ZM161 151V152H162ZM214 151H215V154H214ZM219 151V152H218ZM231 151H233L232 153H231ZM246 151V152H245ZM261 151V152H260ZM2 152V153H1ZM28 152V153H27ZM49 152V153H48ZM55 152V153H54ZM62 152V151H61ZM88 152V153H87ZM92 152H93V154H94V156L92 155ZM113 152V153H112ZM150 152V153H149ZM157 152V153H156ZM187 152V153H186ZM218 154H217V153ZM225 152V153H224ZM249 154H248V153ZM257 152V153H256ZM5 153H7V154H5ZM47 153V154H46ZM53 153V154H52ZM56 153H58L59 155H56ZM76 153H77V155H76ZM100 153H101V155L103 156H101L100 155ZM104 153H105V156H104ZM154 153H155V155H156V159H155V155H154ZM166 153V154H165ZM186 153V154H185ZM262 153V154H261ZM36 154H38L37 152L34 154L35 156H36ZM40 154V156H41V153H39ZM39 154L36 156V158L39 156ZM48 154H50V155H48ZM85 154H87V155H85ZM115 154V155H114ZM135 154H136V152H135ZM152 154L154 155V156H152ZM168 154H169V152H168ZM188 154V155H187ZM191 154V155H190ZM210 154V155H209ZM214 154V155H213ZM232 154V155H231ZM236 154V155H235ZM245 154V155H244ZM14 155V157H12ZM52 155H53V157H52ZM79 155V156H78ZM112 155V156H111ZM161 155V156H160ZM188 156V157H190V158H188V157H184V156ZM215 155H217L216 157H215ZM227 155V156H226ZM230 155V156H229ZM241 155V156H240ZM254 155V156H253ZM256 155V156H255ZM259 155V156H258ZM9 156V157H8ZM51 156V158H49ZM56 156H59V157H57L56 158ZM90 156V157H89ZM96 156V158H93V157H95ZM100 156V157H99ZM107 156H108V158H107ZM150 156V157H149ZM226 156V157H225ZM263 156V157H262ZM16 157H18V158H21V159H18V160H16L17 158ZM48 157V158H47ZM56 159H55V158ZM71 157V158H70ZM74 157V158H73ZM81 157V158H82ZM87 157V158H86ZM98 157V158H97ZM112 157V158H111ZM158 157H159V159H158ZM160 157H162V158H160ZM164 157V158H163ZM223 157V158H222ZM236 157V158H235ZM247 157H248V159H247ZM14 158H16V159H14ZM36 158H35V161H36ZM39 158V157H38ZM41 158H42V156H41ZM42 158V159H43ZM64 158H66V159H64ZM90 158V159H89ZM106 158V159H105ZM222 158V159H221ZM255 158V159H254ZM263 158V159H262ZM40 159V158H39ZM41 159V160H42ZM45 159H43V161L45 160ZM48 159H50V160H48ZM68 159V160H67ZM71 159V160H70ZM73 159V160H72ZM75 159H77V161H79L78 163H77V161L75 160ZM85 159H87V161L86 162H88L89 161V166H87L86 164V162H84V160ZM95 159V160H94ZM105 159V160H104ZM111 159V160H110ZM116 159V160H115ZM185 159V160H184ZM191 159V160H190ZM217 159V160H216ZM220 159V160H219ZM239 159V160H238ZM16 160V161H15ZM55 161V160H58V161H62L63 160V164L61 165V166H59V165H54V163L53 162H51V161ZM75 160V161H74ZM92 160V161H91ZM102 160V161H101ZM156 160H160V164H161V166H159L160 164H159V161H156ZM165 162H164V161ZM189 160V161H188ZM193 160V161H192ZM256 160V161H255ZM258 160V161H257ZM13 161H14V163H13ZM42 161V162H43ZM80 161H82V162H80ZM101 161V162H100ZM112 161V162H111ZM202 161H203V163H202ZM233 161H235V162H233ZM18 162V163H17ZM25 162V163H24ZM46 162V161H45ZM46 162V163H47ZM84 162V163H83ZM91 162H93V163H91ZM116 162H118V160L116 161ZM155 162V163H154ZM191 162V163H190ZM229 162V163H228ZM239 162V163H238ZM34 165H32V164ZM68 163V164H67ZM70 163V164H69ZM81 163V164H80ZM90 163H91V165H90ZM158 163V164H157ZM198 163V164H197ZM242 163V164H241ZM15 164H16V166H15ZM19 165V167L20 168H18V165ZM23 164V165H22ZM30 164H31V166H30ZM43 164H45L44 162H43ZM50 164H51V167H50ZM71 164H73V167H72V165ZM101 164V165H102ZM112 164H113V166H112ZM118 163H116L115 165L116 166H118L117 165ZM154 164H156V165H154ZM190 164V165H189ZM194 164H195V166H194ZM227 164H228V166H229V169H228V167H227ZM257 164H259V165H257ZM63 165H64V168H63ZM83 165H85V166H87L86 168H84L83 167ZM95 166H96V164H94ZM100 165V166H101ZM186 165V164H185ZM199 165V166H198ZM226 165V166H225ZM240 165H241V167H240ZM28 166V167H27ZM46 166L48 167V168H51V170L49 171L48 170V172H47V168H46ZM57 166H59V167H57ZM68 166H70V167H68ZM112 166V167H111ZM214 166V165H213ZM213 166H211V167H213ZM233 167L232 169L233 170H235L234 172H233V170L231 169V167ZM259 168H258V167ZM24 167V168H23ZM67 167V168H66ZM75 167H77L76 169H75ZM97 167H99V166H97ZM102 167H103V165H102ZM101 167V168H102ZM183 167H184V165H183ZM199 167H200V169H199ZM239 167V168H238ZM71 170H70V169ZM83 168V169H82ZM91 168V167H90ZM110 168L108 167V168H106V169H104V167L102 168V169H100V178L101 177H103V178H101V180L103 181V180H106L105 181V183L104 182H102V184H103V186H105L106 187V189L107 190H109V191H111V195H110V193L109 192H107V196L106 197H108V196H112L113 195V197L115 196L116 198H117V196L116 195H118V190L120 189H122V191H123V184L121 183V181L118 179V178H120V175L117 173L118 171H119V169H118V167L116 168L115 167V169L117 170H112V172L113 173H115L114 174V176H113V174L110 172ZM235 168V169H234ZM21 169V170H20ZM66 169V170H65ZM74 169L76 170V171H74ZM89 169V168H88ZM157 169V170H156ZM192 170V172L190 173V171L189 170ZM225 169H226V171H225ZM239 169V170H238ZM243 171H242V170ZM248 169H249V171L250 172H248ZM251 169V170H250ZM255 169V170H254ZM260 169V170H259ZM61 170V171H60ZM84 170V171H83ZM103 170V171H102ZM107 170V171H106ZM152 170V171H153ZM195 170V171H194ZM257 170V171H256ZM42 171V170H41ZM79 171H81L80 173L81 174H79ZM88 171V170H87ZM116 171V172H115ZM170 171H173V172H171L170 173ZM197 171V172H196ZM201 171H202V173H201ZM229 171V172H228ZM238 171V172H237ZM262 171H263V173H262ZM21 172V173H20ZM25 172V173H24ZM29 172H31V173H29ZM34 172V173H33ZM51 172V173H50ZM55 172V173H54ZM73 172V173H72ZM77 172H78V174H77ZM104 172V173H103ZM120 172V171H119ZM49 173V174H48ZM109 173V174H108ZM168 173H170V174H168ZM187 173H189V174H187ZM192 173H194V174H192ZM235 173V174H234ZM257 173H258V175H257ZM117 174H118V176H117ZM172 174V175H171ZM236 174H237V177H236ZM30 175V176H29ZM51 175V176H50ZM53 175H54V179H53ZM82 175V176H81ZM192 175H195V176H193L192 177ZM249 175H250V179H248V177H249ZM254 175H255V178H257L256 180L253 178V179H251L252 177H254ZM20 176V177H19ZM46 176H47V178H46ZM58 176V177H57ZM79 176V177H78ZM107 176H109V178H110V180L108 179V177ZM111 176V177H110ZM117 176V177H116ZM170 176V177H169ZM174 176V177H173ZM31 177H33V178H31ZM36 178V180H35V178ZM86 177V176H85ZM107 177V178H106ZM115 177H116V179H115ZM168 177V178H167ZM243 177V178H242ZM247 177V178H246ZM26 178H27V180H26ZM29 178V179H28ZM51 178V179H50ZM68 178V179H67ZM81 178V179H80ZM105 178V179H104ZM174 178H175V180H174ZM200 178V179H199ZM242 180H241V179ZM244 178H246V179H244ZM33 179V180H32ZM40 179V180H39ZM43 179V180H42ZM169 179H171V181L169 180ZM176 179H177V181H176ZM240 179V180H239ZM258 179H259V181H258ZM39 180V181H38ZM48 180H49V183H48ZM110 181V183H111V185H112V180H114L115 181V187H117V183H119V181H120V183L119 184H121V186H122V188H119L120 187V185L118 184V188H117V190H115L111 185H110V183H107L108 181ZM117 180H119V181H117ZM169 181V183H168V181ZM261 180H262V182H261ZM33 181V182H32ZM61 181V182H60ZM179 181V182H178ZM247 181V182H246ZM29 182V183H28ZM30 182H31V184H30ZM117 182V183H116ZM203 183V184H201V183ZM205 182V183H204ZM242 182V183H241ZM164 183V184H163ZM168 183V184H167ZM176 183V184H175ZM250 183V184H249ZM254 183V184H253ZM35 184V185H34ZM39 184V185H38ZM53 184V185H54ZM188 184V185H187ZM198 184H200V186L198 185ZM248 184V185H247ZM259 184H261V185H259ZM20 185V186H19ZM30 185V186H29ZM41 185H43V184H41ZM166 185V186H165ZM192 186V189H191V186ZM202 185H203V187H202ZM225 185H226V187H225ZM236 185V186H235ZM34 186V187H33ZM37 186V187H36ZM107 186H108V188H110V189H108L107 188ZM110 186V187H109ZM162 186H165V190H166V192L165 191H163L164 190V188L162 187ZM170 186V187H169ZM184 186H185V188H184ZM206 186V187H205ZM229 186V187H228ZM231 186V187H230ZM234 186V187H233ZM239 186V187H238ZM255 186H257L256 188H255ZM27 187V188H26ZM105 187L104 188H102L103 190H102V192H103V194H106V191H105ZM174 187V188H173ZM193 187H195V188H193ZM248 187V188H247ZM254 187V188H253ZM261 187V188H260ZM23 188V189H22ZM156 188V189H155ZM198 190H197V189ZM221 190H220V189ZM230 188V189H229ZM33 189V190H34ZM204 189V190H203ZM210 189V190H209ZM237 191H236V190ZM253 189V190H252ZM31 190V191H30ZM35 190H34V192H35ZM113 190H114V194H113ZM168 190V191H167ZM176 190V191H175ZM187 192H186V191ZM195 190L197 191L196 193H195ZM201 190V191H200ZM203 190V191H202ZM209 190V191H208ZM223 190H224V192H223ZM231 192H230V191ZM235 190V191H234ZM245 192H243V191ZM246 190V191H245ZM249 191V193H247L248 191ZM5 191V192H4ZM146 191V190H145ZM163 191V192H162ZM183 191V192H182ZM219 191V192H218ZM257 191V192H256ZM11 192V193H10ZM21 192V193H20ZM27 193V194H23V193ZM33 192V191H32ZM168 192V196L166 195V193ZM190 192H192V193H190ZM194 192V193H193ZM230 194H229V193ZM239 192V193H238ZM260 192V193H259ZM4 193V194H3ZM36 193V192H35ZM91 193H92V189H91ZM115 193H117V194H115ZM191 195V197H190V195ZM219 193H220V195H219ZM3 194V195H2ZM163 194V195H162ZM193 194V195H192ZM203 194V195H202ZM256 194V195H255ZM8 195V196H7ZM24 195V196H23ZM119 195L121 196L122 195V197H119ZM119 195H118V199H120V201H125L124 199L125 198H127V195L126 194H123V192H122V194H121V192L119 191ZM126 197H125V196ZM169 195H171L170 197H169ZM174 195V196H173ZM187 195H188V197H187ZM228 195V196H227ZM31 196H32V198H31ZM176 196V197H175ZM185 196H186V198H185ZM196 196H197V198H196ZM243 196H247L246 198H243ZM249 196V197H248ZM124 197V198H123ZM192 197H194V198H192ZM201 197V198H200ZM220 197V198H219ZM237 197V198H236ZM261 197V198H260ZM24 198V199H23ZM122 198V199H121ZM162 198V199H161ZM163 198H164V200H163ZM168 198V199H167ZM243 198V199H242ZM253 198V199H252ZM260 198V199H259ZM12 200V201H9V200ZM33 199H34V201H35V203H34V201H33ZM42 199V198H41ZM155 199H159L158 201L157 200H155ZM160 199L163 201H160ZM214 199H215V201H214ZM245 199V200H244ZM2 200V201H1ZM13 200H16V201H14V204H13ZM166 200H170V201H166ZM178 200V201H177ZM194 200V201H193ZM198 200H199V202L201 201V202H203V203H199L198 202ZM209 200H210V202H209ZM256 200H258V201H256ZM177 201V202H176ZM189 201H190V203L191 204H188L189 203ZM206 202V204H205V202ZM241 201H243L242 203H241ZM244 201L246 202V203H244ZM3 202V203H2ZM26 202V203H25ZM153 202H154V204H153ZM158 202V203H157ZM160 202H161V204H162V206H160L161 204H160ZM194 204H193V203ZM212 202V203H211ZM28 203V204H27ZM56 203V202H55ZM157 203V204H156ZM180 203V204H179ZM183 203H184V206H183ZM214 203V204H213ZM151 204V203H150ZM158 204H159V207H158ZM167 204V205H166ZM182 204V205H181ZM186 204V205H185ZM198 204H200V205H198ZM246 204V205H245ZM7 205V206H6ZM164 205H165V208H164ZM27 206V207H26ZM53 207V210H52V207ZM169 206V207H168ZM173 208H172V207ZM209 206V207H208ZM4 207H5V209H4ZM26 207V208H25ZM51 207V208H50ZM161 207V210L160 209H158V208H160ZM163 207V208H162ZM171 207V208H170ZM184 207V208H183ZM257 207V208H256ZM260 207V208H259ZM21 208V209H20ZM201 210H200V209ZM206 208V209H205ZM209 208H210V210H209ZM257 210H256V209ZM6 209H7V211H6ZM25 209V210H24ZM33 209V210H32ZM87 209H88V207H87ZM156 209H157V211H156ZM164 209H167V211L165 212L164 211ZM173 209V210H172ZM4 210V211H3ZM59 210V211H58ZM62 210V211H61ZM112 210V215H114L115 214V216L116 217H118L119 216V214H118V212L120 213L121 212V210L120 209H111ZM117 211V212H115V211ZM120 210V211H119ZM162 210H163V212L165 213H163L162 212ZM170 210V211H169ZM178 210V211H177ZM51 211V212H50ZM113 211L115 212L114 214H113ZM140 211V212H139ZM169 211V212H168ZM194 211V212H193ZM233 211H235V214H233ZM240 211V212H239ZM29 212V213H28ZM59 212V213H58ZM157 212V213H156ZM160 212V213H159ZM229 212H231V215H230V213ZM243 212V213H242ZM17 213V214H16ZM26 213V214H25ZM86 213V212H85ZM123 212H121V215H120V217L123 215L122 214ZM132 213V212H131ZM135 213H137L136 215H134ZM139 213V214H138ZM140 213H142V215H140ZM144 213V214H143ZM175 213L173 214V217H174V219L175 220H177V218H178V216H177V214H176V216H174L175 215ZM204 213V214H203ZM238 213V214H237ZM258 213V214H257ZM7 214V215H6ZM12 214V215H11ZM49 214H53L52 215V217L54 218H52ZM57 214H58V216H57ZM89 217H91L92 216V214L89 212V213H86ZM164 215V218L162 217L163 215ZM194 214V215H193ZM199 214V215H198ZM203 214V215H202ZM222 214H224V216L222 215ZM140 215V216H139ZM145 217H144V216ZM152 215H155V217L154 216H152ZM157 215V216H156ZM161 215V216H160ZM197 215H198V217H197ZM226 215H227V219H226ZM234 215V216H233ZM49 216V217H48ZM148 216V217H147ZM195 216V217H194ZM200 216V217H199ZM256 216H258V217H256ZM162 217V218H161ZM202 217V218H201ZM220 217V218H219ZM240 217V218H239ZM9 218V219H8ZM12 218V219H11ZM23 218V219H22ZM31 218V219H30ZM52 218V219H51ZM63 218V217H62ZM112 218V217H111ZM119 218V217H118ZM160 218H161V221H160ZM205 218V219H204ZM231 218V219H230ZM237 218V219H236ZM8 219V220H7ZM48 219H50V220H48ZM121 219V218H120ZM119 219V221L122 223V221ZM123 219V218H122ZM193 219V220H192ZM236 219V220H235ZM257 219H258V221H257ZM25 220H30L32 223V229H30L29 230V232H28V230H26L25 231V227H27L26 225H27V223H25L26 221ZM60 220V221H59ZM133 220V219H132ZM135 220H133V221H135ZM203 220V221H202ZM230 220V221H229ZM10 221V222H9ZM15 221V222H14ZM63 221V222H62ZM65 221H66V224H64L65 223ZM119 221H117V222H119ZM154 221V220H153ZM211 221V222H210ZM215 221H217V222H215ZM243 221V222H242ZM7 223V225H6V223ZM24 222V223H23ZM48 222V223H47ZM73 222V223H72ZM194 222V223H193ZM197 224H196V223ZM241 222H242V224H241ZM4 223V224H3ZM22 223V224H21ZM182 222H179V223H177L176 225H183V223L181 224ZM209 223V224H208ZM240 223V224H239ZM18 224H20L19 225V228H18ZM23 224H25V225H23ZM49 224V225H48ZM72 224H73V226H72ZM123 224H124V222H123ZM152 224L153 223H151V226H152ZM260 224V225H261ZM24 226V227H22L23 228V230L21 231V233L23 234H20V226ZM55 225V227L53 228L52 226H54ZM154 225H155V223H154ZM198 225V226H197ZM203 225H205V226H203ZM207 225L208 226H210V229H212L211 231H210V233H211V240L207 243H201V241H200V239H201V236H202V233L204 234L205 233V229H204V227L206 228L207 227ZM213 225V226H212ZM239 225V226H238ZM33 226L35 227L34 228V230H33ZM45 226V227H44ZM72 226V227H71ZM76 226V227H75ZM126 226V225H125ZM159 226V227H158ZM197 226V227H196ZM227 226V227H226ZM238 226V227H237ZM16 227H17V229H16ZM39 227H41L40 229H39ZM51 227V228H50ZM157 228H155V229H157V230H150L151 232H147V233H145L146 235H148V233H149V235H151L150 237H152L153 238V240H154V246H152V250L150 251V252H153L154 250H157L153 255L151 254V253H149V254H151L152 256H155V254L157 253V255L153 258V260H154V263L155 264H161V263H163V264H190L191 263V261L189 260V258H188V254L184 251V248L183 247H181V245L180 244H169V243H167V241H165V240H163V237H164V234L163 233H165V231H163L164 230V226L162 225V226H160V224H157V226H156ZM236 227H237V229H236ZM15 228V229H14ZM44 228V229H43ZM48 228H50V230L48 229ZM61 228V229H60ZM75 230H73V229ZM181 228V227H180ZM195 228V229H194ZM241 228V229H240ZM29 229V228H28ZM47 229H48V231H47ZM60 231H58V230ZM161 229V230H160ZM179 229V228H178ZM202 229H203V231L204 232H202ZM225 229H227V232H225L226 230ZM13 230V231H12ZM15 230H17V231H15ZM63 232H62V231ZM70 230H71V232H70ZM76 230H77V236H76V234H75V232H76ZM223 230V232H221ZM235 230V231H234ZM31 231V232H30ZM154 231V233H153V235H152V232ZM156 231V232H155ZM241 231V232H240ZM26 232H27V234H26ZM44 234H43V233ZM59 232V233H58ZM68 232V233H67ZM70 232V233H69ZM158 232V233H157ZM196 232H198V233H196ZM200 232V233H199ZM241 233V236H240V233ZM16 233V234H15ZM24 233H25V235H24ZM30 233H31V235H30ZM65 233V234H64ZM106 233V232H105ZM191 233V234H190ZM226 233V234H225ZM227 233H229V235H227ZM37 234V235H36ZM198 234V235H197ZM214 234V235H213ZM239 234V235H238ZM20 235V236H19ZM66 235V236H65ZM70 235L72 236V237H70ZM163 236L162 238L160 237V236ZM188 235V236H187ZM223 235H227V244H226V242H225V246H224V244H223V247H222V245L221 246H219V244L217 245V243H219L220 241H222V237H223ZM22 236V237H21ZM39 236V237H38ZM41 236H42V238H41ZM52 236V237H51ZM65 236V237H64ZM74 236V237H73ZM156 236V237H155ZM231 236V237H230ZM263 236V237H262ZM16 237V238H15ZM43 237H44V239H43ZM62 237H64V238H66V239H64V238H62ZM198 237V238H197ZM214 237V238H213ZM15 238V239H14ZM23 238H24V240H25V242H24V240H23ZM32 238V239H31ZM85 238V237H84ZM160 238V239H159ZM258 238V239H257ZM13 239V240H12ZM48 239V240H47ZM51 239V240H50ZM56 239H57V241H56ZM61 239H63V240H61V242H60V240ZM86 239V238H85ZM156 239H158V241H160L161 239V241H160V243L161 244H159V242L158 241H156ZM194 239V240H193ZM30 240V241H29ZM34 240H35V243H34ZM49 240H50V242H49ZM58 240H59V242H58ZM216 240V241H215ZM14 241V242H13ZM33 241V242H32ZM53 241V242H52ZM213 241V242H212ZM229 241V242H228ZM247 241V242H246ZM31 242V243H30ZM164 242V243H163ZM246 242V243H245ZM34 243V244H33ZM73 243H74V241H73ZM158 244V246H156L157 244ZM166 243V244H165ZM216 243V244H215ZM246 245H245V244ZM46 244V245H45ZM162 244H163V246H162ZM204 244V245H203ZM205 244H207V245H205ZM248 244V245H247ZM250 244V245H249ZM168 245H170L169 247H168ZM209 245V246H208ZM28 246V247H27ZM44 248V249H42V247ZM45 246H47V247H45ZM160 246H162V248L160 249ZM178 246V247H177ZM166 247V249H164V248ZM168 247V248H167ZM174 247H176L175 249H174ZM181 247V248H180ZM219 247H221V248H219ZM225 247V248H224ZM38 248V249H37ZM73 248H74V246H73ZM249 248V249H248ZM49 249H50V252H49ZM164 249V250H163ZM170 249V250H169ZM212 249H213V251H212ZM42 250V251H41ZM78 250V251H79ZM159 250V251H158ZM161 250H162V252L165 254V255H163V253L161 252ZM167 252H166V251ZM172 250V251H171ZM216 250V251H215ZM17 251V252H16ZM48 251V252H47ZM56 253H55V252ZM81 251V250H80ZM203 251V252H202ZM45 252V253H44ZM159 252H161V253H159ZM174 252V253H173ZM180 252L182 253V254H180ZM206 252H207V254H206ZM259 252H260V254H259ZM40 253H42V254H40ZM50 254V256H47L46 254ZM78 254H80V253H82V252H77ZM185 253H186V255H185ZM32 254V253H31ZM48 254V255H49ZM58 254V255H57ZM232 254V255H231ZM18 255V256H17ZM41 255V256H40ZM53 257H52V256ZM59 255L61 256H63V257H65V258H63V257H59ZM81 255V254H80ZM82 255H84L85 256V254L84 253H82ZM162 255L164 256L163 257V260H161L162 259ZM176 255V256H175ZM185 255V256H184ZM202 257H201V256ZM207 257H206V256ZM252 255H254V256H252ZM1 255H0V257H2ZM10 256V257H9ZM41 258H40V257ZM161 256V257H160ZM175 258H174V257ZM34 257V258H33ZM36 257V258H35ZM48 257H49V259H48ZM174 258L175 259V261H174V259H172V258ZM178 257V258H177ZM14 258V259H13ZM19 258V257H18ZM33 258V259H32ZM40 258V259H39ZM63 258V259H62ZM157 258V259H156ZM165 258V259H164ZM206 258V259H205ZM247 258H248V260H247ZM262 258V259H261ZM40 261H39V260ZM72 259V260H71ZM133 260L134 261V258H130V260ZM146 259V258H145ZM170 259V260H169ZM179 259V260H178ZM186 259V260H185ZM200 259H201V261H200ZM251 259V260H250ZM34 261V263H33V261ZM46 260V261H45ZM53 260H55V261H53ZM57 260V261H56ZM142 260V259H141ZM168 260H169V262H168ZM182 260V261H181ZM255 262H253V261ZM29 261H32V262H29ZM89 261V263L90 264H94L93 262H91L92 260H88ZM173 261H174V263H173ZM181 262V263H178V262ZM242 263H241V262ZM245 261H247V263H245ZM256 261H257V263H256ZM41 262V263H40ZM69 262V263H68ZM141 262V261H140ZM142 262L143 263H145V264H151L152 262H148L147 260L144 262V259L142 260ZM157 262V263H156ZM168 262V263H167ZM184 262V263H183ZM187 262V263H186ZM202 262V263H201ZM235 262V263H234ZM131 263V262H130ZM132 264H134V263H132ZM136 264V263H135Z\"/></svg>", "mask_w": 264, "mask_h": 264}, {"label": "bare ground", "instance_id": "6f19581e", "mask_svg": "<svg viewBox=\"0 0 264 264\" xmlns=\"http://www.w3.org/2000/svg\"><path fill=\"white\" fill-rule=\"evenodd\" d=\"M13 1V0H12ZM51 1L52 0H42V1H40L39 3V5L38 6H32V5H30L29 6V13H30V17H32L31 16V14H34V15H37V12L38 11H40V12H46V13H48V12H52L53 11V8H55V7H53L52 6V3H51ZM96 1V0H95ZM94 1V2H95ZM107 1V0H106ZM139 1V3L137 2V4H139V8L140 9H138V10H140V12L143 14V13H147V9L145 10V6L146 7H148L147 5H146V3H145V6H144V4L142 3V0L140 1V0H138ZM160 1V0H159ZM174 1V0H173ZM182 1V0H181ZM183 1H185V0H183ZM189 1H191V0H188V2ZM198 1V0H197ZM197 1H195L194 0V3L195 2H197ZM207 1H209V0H204V2H203V0H202V2H203V5H205L204 7L206 8V5L208 4V5H210V3H208ZM225 2L223 3L224 4V6H223V8H224V11H225V13H226V21H225V23H226V28H228L231 32H232V34H234L235 35V37H232V38H234V41H232V43L233 42H235V39H236V36L238 35V40H236V42L239 44V46L240 47H242V49L244 48V46L246 45V42L244 41V39L242 38V37H240L239 38V35L241 36V32H240V30H238L239 29V25L237 24V26H238V28L235 26V23L237 22H235V15H236V12H237V8H238V6H236V5H234V4H232L231 2H229L228 0H224ZM237 1V0H236ZM242 1V0H241ZM240 1V2H241ZM248 2H249V0H247ZM30 2V1H29ZM57 2V1H56ZM79 2V1H78ZM97 2V1H96ZM104 2V1H103ZM102 2V3H103ZM144 2H145V0H144ZM186 2V1H185ZM192 2V1H191ZM199 2H200V0H199ZM199 2H198V4H199ZM202 2H200V3H202ZM212 3H213V0L211 1ZM222 2H223V0H222ZM239 2V3H240ZM13 3V2H12ZM22 3V2H21ZM92 3H93V0H92ZM112 3V2H111ZM114 3V2H113ZM112 3V4H113ZM152 3V2H151ZM161 3H163V2H161ZM211 3V4H212ZM250 3V5H251V13L252 14H254L255 16L254 17H251V15H250V18L252 19H256V21L257 22H255V23H257V25L256 26H258L259 28H260V31H261V29H264V16L263 17H260L258 14H259V12H260V9L258 8L259 6H264V0H252V2H249ZM33 4V3H32ZM35 4V3H34ZM99 4V6L100 5H102L101 4V2L100 3H98ZM160 4V3H159ZM185 4H187V3H185ZM197 4V3H196ZM197 4V5H198ZM213 4H215V3H213ZM222 4V3H221ZM242 4H243V2H242ZM245 4V3H244ZM11 5V4H10ZM22 5H23V3H22ZM54 5V4H53ZM55 5H57V4H55ZM54 5V6H55ZM94 5V4H93ZM109 5V4H108ZM153 5V4H152ZM174 5V4H173ZM172 5V6H173ZM175 5H177V4H175ZM179 5V4H178ZM189 5V4H188ZM203 5L201 6V7H199L200 9H199V11H201V10H203L202 8H204L203 7ZM216 5V4H215ZM28 6V5H27ZM86 6V5H85ZM98 6V8H101V7H99ZM118 6V5H117ZM127 6V5H126ZM161 6V5H160ZM164 6V5H163ZM166 6V5H165ZM169 6H171V5H169ZM184 6V5H183ZM191 6H193V5H191ZM245 6V5H244ZM248 6H249V4H248ZM262 6L260 7V8H262ZM58 7V6H57ZM64 7V6H63ZM66 7V6H65ZM86 7H88V4H87V6ZM94 7V6H93ZM158 7V6H157ZM157 7H156V9H157ZM187 7V6H186ZM185 7V8H186ZM196 7V6H195ZM215 7V6H214ZM219 7V6H218ZM246 8H247V5L245 6ZM8 8H10V7H8ZM91 8V7H90ZM97 8V9H98ZM116 8V7H115ZM119 8V7H118ZM131 8V7H130ZM175 7H173V9H172V7L170 8V7H162L161 9L163 10V9H165L169 14H177V10H175L174 9ZM198 8V7H197ZM211 8V7H210ZM220 8H222V7H220ZM222 8V9H223ZM4 9V8H3ZM7 9V8H6ZM6 9H4L5 11H6ZM93 9V8H92ZM97 9H95V11H97ZM155 9V8H154ZM156 9L154 10V12L156 11ZM189 9H190V7H189ZM194 9V8H193ZM193 9H192V11H193ZM213 9V8H212ZM259 11H258V10ZM12 10V9H11ZM20 10V9H19ZM22 10V9H21ZM82 10H84V9H82ZM129 10V9H128ZM151 10V9H150ZM164 10V11H165ZM217 10V9H216ZM239 10H242V9H239ZM3 11V10H2ZM23 11H24V9H23ZM26 11V10H25ZM24 11V12H25ZM57 11V10H56ZM60 11H61V9H60ZM85 11V10H84ZM86 11H87V9H86ZM100 11V10H99ZM108 11V10H107ZM134 11V10H133ZM136 11V10H135ZM186 10H184V12H185ZM198 11V10H197ZM198 11V12H199ZM211 11V10H210ZM258 11V12H257ZM8 12V11H7ZM6 12V13H7ZM15 12V11H14ZM18 12H20V11H18ZM27 12V11H26ZM54 12V11H53ZM63 12V11H62ZM82 12V11H81ZM131 13H132V11H130ZM138 12V14L140 13L139 11H137ZM161 12V11H160ZM166 12V13H167ZM179 12V11H178ZM194 12H196L195 10H194ZM202 12V11H201ZM204 12H205V9H204ZM207 12H209V10L207 11ZM212 12V11H211ZM222 12H223V10H222ZM12 13V12H11ZM28 13V14H29ZM75 13V12H74ZM120 13V12H119ZM130 13V14H131ZM158 13V12H157ZM193 13V12H192ZM215 13H216V11H215ZM224 13V14H225ZM242 13H243V11H242ZM245 13H247V11H245ZM249 13V12H248ZM1 14H2V12H1ZM8 14H9V12H8ZM14 14V13H13ZM40 14V13H39ZM76 14V13H75ZM78 14V13H77ZM80 14V13H79ZM124 14V13H123ZM184 14V13H183ZM211 14V13H210ZM221 14V13H220ZM240 15V13H237V15ZM4 15H5V13H4ZM53 15V14H52ZM52 15H50L51 17H52ZM134 15H136V13H134ZM152 15V14H151ZM150 15V16H151ZM158 15V14H157ZM178 15V14H177ZM182 15V14H181ZM201 15V14H200ZM203 15V14H202ZM205 15H206V12H205ZM237 15H236V20H237V18H239V17H237ZM241 15H243V14H241ZM245 15V14H244ZM12 16V15H11ZM22 16V15H21ZM24 16V15H23ZM59 16V15H58ZM61 16V15H60ZM101 16V15H100ZM99 16V17H100ZM119 16H121V15H119ZM125 16V15H124ZM147 16H148V14H147ZM150 16L149 17H147V19L148 18H150ZM154 16V15H153ZM169 16V15H168ZM197 16V15H196ZM208 16V15H207ZM206 16V17H207ZM6 17V16H5ZM9 17V16H8ZM24 17H26V16H24ZM50 17V18H51ZM97 17V16H96ZM113 17V16H112ZM126 17V16H125ZM125 17H123V19L125 18ZM131 17V16H130ZM129 17V18H130ZM136 17V16H135ZM143 17H145V14H143ZM143 17H141V18H143ZM155 17V16H154ZM198 17V16H197ZM214 17V16H213ZM221 17V16H220ZM241 17V16H240ZM3 18V17H2ZM7 18V17H6ZM11 18V17H10ZM39 18V17H38ZM56 18V17H55ZM58 18V17H57ZM128 17H126V20L124 21L125 22V25H124V23H123V25L124 26H126V29H127V33H128V29H132L133 27H135L134 25H135V21H137V20H134V17L133 18H131V19H127ZM137 18V17H136ZM139 18H140V16H139ZM146 18V17H145ZM176 18V17H175ZM195 18V17H194ZM199 18V17H198ZM201 18V20H203V17H200ZM199 18V19H200ZM211 18H212V16H211ZM224 18H225V16H224ZM243 18L245 19V17L243 16ZM3 19H5V18H3ZM14 19V18H13ZM26 19V18H25ZM32 19H34L33 17H32ZM40 19V18H39ZM39 19H36V21H38ZM58 19H60V18H58ZM115 19V18H114ZM121 19V18H120ZM132 19H133V21H132ZM151 19V18H150ZM166 19H167V17H166ZM173 19V18H172ZM183 19V18H182ZM204 19H205V17H204ZM208 19V18H207ZM240 19V18H239ZM8 20V19H7ZM23 20V19H22ZM61 20V19H60ZM63 20V19H62ZM98 20V19H97ZM102 20V19H101ZM113 20V19H112ZM141 20V19H140ZM145 21V19H142L141 21ZM175 20V19H174ZM173 20V21H174ZM178 20V19H177ZM180 20V19H179ZM1 21V20H0ZM28 21H29V19H28ZM40 21V20H39ZM52 21H53V19H52ZM88 21V20H87ZM141 21L139 22V23H141ZM172 21V22H173ZM176 21V20H175ZM185 21V23L184 24H186L187 22H186V20H184ZM204 21V20H203ZM214 21V20H213ZM247 21H248V19H247ZM41 22V21H40ZM157 22V21H156ZM180 22H181V20H180ZM249 22V21H248ZM251 22V21H250ZM30 23V22H29ZM133 23H134V25H133ZM144 23V22H143ZM147 23V22H146ZM166 23V22H165ZM178 23V22H177ZM203 23V22H202ZM217 23V22H216ZM52 24H54V23H52ZM71 24V23H70ZM114 24V23H113ZM145 24V23H144ZM158 24V23H157ZM164 24V23H163ZM170 24V23H169ZM172 24V23H171ZM182 24H183V22H182ZM206 24H207V26L209 25L208 24V21L206 22ZM210 24H211V22H210ZM249 24V23H248ZM0 25H2V24H0ZM27 25V24H26ZM51 25V24H50ZM149 22H148V25L146 26V24L145 25H142V28H140V29H137L138 30V32L136 33L137 35L139 34V36H140V41H139V43H138V45H136L137 47L136 48H134V47H132V48H134V50L136 49V52H134L133 50V52L134 53H136V56H137V69L134 67V70L136 69L137 71L134 73V75H133V71H132V79L130 80V82L126 79V78H123V79H120V78H122V76L121 77H119V79H117V81L115 82V84H116V87H115V85L113 86L114 87V92L112 93V94H110V95H108L109 94V92H108V98L110 99V97H111V100H112V102L113 101H117L118 103H119V108H117V109H113L111 106L110 107H108V106H101V105H99V103H98V105L96 106V107H94L95 108V110H94V114H95V116H94V132H95V135H98V134H100L101 136H102V141H103V143L101 144L103 147H99L98 146V148H100L101 150H102V148L104 149L105 147H106V145L104 146V143L107 141V139H109L106 143H107V146H109L110 148L112 147V146H114L116 149H117V147H116V142H119V141H121V143H122V145L120 146V148L117 150V153H116V159L118 160V162H114V168H112V170H114L115 169V167L117 168L118 167V169H119V171L117 172L119 175H120V178H118L120 181H121V183L123 184V191H122V189L120 190L119 188H122V186H121V184H119L120 183V181L119 180H117V181H119V183H117V187H115V181L114 180H112L113 182H112V185H111V183H110V181H108L107 183H110V185L115 189V190H117V188H118V184L120 185V187L118 188L119 190H118V195H119V191L121 192V194H122V192H123V194H126L127 195V198H125L124 200V202L123 201H120V199H118V195H116L117 196V198L114 196L113 197V195L112 196H108V197H106L107 196V192H109L110 193V195H111V191H109V190H107L106 189V187L105 186H103V184L105 183V181L106 180H101V178H103V177H101L100 178V169H102L103 167H104V169H106V168H110V166H107L106 168H105V164H107L108 162H105V164L103 163H101L102 165H103V167H102V165L101 164H99L98 163V165H97V162L95 163V161H97V159L95 160V161H93V162H91V163H93L92 164V166H90V167H87V166H89V161L88 162H86L87 161V159H85L84 160V162H86L87 164V166H85V165H83V167L84 168H86L87 167V170L85 169V172H88L89 173V170H90V174L91 175H89V174H83V176H84V178L82 179V180H79L78 178H76V176H72V177H69V180H67V183L65 184L66 185V188H64V187H62V185L59 183V181L56 183L55 182V184L53 185H51V184H48V185H46L45 184V181L47 182V180L45 179L44 180V183H42L41 182V184H43V185H41L40 184V186H39V188L37 187V190H35L34 188V190H35V192H34V190L31 188V190L33 191H31V193H33V195L34 196H36L37 197V203H36V207L35 206H33V209H34V211L36 212V214L38 213V216L40 215L41 216V218H42V216H46V215H48V213H49V210H48V205H49V201L52 199V201L51 202H53V201H55V202H53L54 203V205H56L57 203H61L63 206H64V208H65V210H63L64 212H62V213H60L59 215H61L62 214V217H60L62 220H68V225H70L69 224V221L70 220H73V222H74V225L76 224V226H77V228H75V229H78V236H77V230H76V232H75V234H76V236H77V239H78V244L79 243H81V251L79 250V249H76V245H75V242L77 241H75V237H74V239L72 238V242L70 241V239L67 237V239L66 238H64V237H62V238H64V239H66V242L64 243V244H57L56 242H55V244L53 243V246H52V248L57 252V253H59V254H61L62 253V255H66L67 257H69V258H73L74 260V262H76L77 264H90L89 263V261L88 260H92L91 262H93L94 264H132V263H136V264H145L146 262V260L150 263V262H152L151 264H155L154 263V260H153V258L157 255V253L155 254V256H152L157 250H154L153 252H150L151 250H152V246H154V240H153V238L152 237H150L151 235H149V233H148V235H146L145 233H147V232H151L152 230H157V229H155V228H157L156 226H157V224H160V226H164V230L163 231H165V233H163L164 234V237L161 235L160 237L162 238L163 237V240H165V241H167V243H169V244H180L181 245V247H183L184 248V251L188 254V258H189V260L191 261V263L190 264H197L198 263V259L196 258V256L194 255V250H193V243L191 242V241H188V239H185V237H186V235H185V231H186V228H184L185 227V225L184 224H186L188 221H191L190 219H191V213H192V207H191V211L189 210H187V209H185V210H183V209H181L182 211H180V208H182L180 205H178L179 206V214H177V213H175L176 212V210H173V211H175L174 213H175V215L174 216H176V214H177V216H178V218H177V220H175L174 219V217H173V211H171L170 212V214H167V209H164V211L166 212V217L164 218V215L162 216L163 218H164V220H162L161 221V218H160V221L161 222H159V221H157V220H159V218L157 217V220H156V218L155 219H152V217L151 218H147L146 219V215H148L149 217H150V211H152L150 208L151 207H153V206H151L150 207V205H152V201L151 202H149V200H148V198H150V197H152L153 196V198H156L155 196L157 195H152L151 196V194H153V193H149L150 191H147V186L145 187V185H147V183L148 184H150L151 185V188L150 189H154V187H156L160 182H161V179H163L164 180V176H162V174L163 173H161V171L162 172H164L163 170H162V168H164V165H165V168H166V165L168 166V168H171V170H173V171H170V173L171 172H173V173H175V176H176V178L177 179H179V181H183V180H185V182L186 181H189L188 182V184H190V182L192 183V186H197L196 185V183H197V181H198V179H196L197 177H194V178H191L190 177V179L191 180H189V176L187 177L186 176V174H185V169L184 168H186L185 166H187V163H185V161H184V163L181 161V157H180V154H179V152H178V150L175 148V146H176V143H177V145H178V142L176 141V140H172V139H170L171 141H172V145H173V147H171L170 145H169V141H168V143H166V148H169L170 147V150H168V152H169V154H168V152H166L167 153V155H165L167 158H166V162L164 163V164H162V166L163 167H161V169H159L158 168V170L157 171H155V170H153L152 168H151V166H152V161L150 162V160H149V158H147L144 154H142L141 156H137V151L136 150H138L137 148L139 147L140 148V146L142 147V149H146V150H151L152 152H154V150H155V148H157L158 149V145L156 144L153 148L151 147L150 149H148V148H146L147 147V145H146V142H148L149 141V139H148V137H147V134H148V132H151L152 130H154V128H155V125L153 124L154 123V121L153 120H150L149 118L152 116L151 114H150V117L149 118H144L143 116L145 115L146 116V111H144V110H146V105H145V109L143 108V103H145V101L147 100V98H145L146 96H145V94H150L148 91H160L161 92V89H162V92L164 93V90H168V91H170V90H172L173 91V84H175V83H173L172 81H174V74H173V80L172 79H170V77H168V76H164V77H166L167 79H165V80H163V78L162 79H160V81L158 82V80L159 79H156L157 77H154V75H156V73H157V70L155 69V62H159V64L161 63L162 64V62H164L165 60H164V56L166 55V53L167 54H169V56L171 55H173V50H169V48H171L170 46H166V47H163V46H160V45H171V44H177L178 46L177 47H179L180 48V50L181 51H183V52H185L186 53V51H188V50H191V42H192V40L190 41V40H188V39H186L184 36V31H182L181 30V28H178L177 30H175L173 33L171 32V33H168V32H170L169 30L167 31V33H166V31L164 30V32L165 33H163L162 32V30L160 31H155V29L154 30H151V26L152 25H150V27H149ZM166 25V24H165ZM174 24H172V26H173ZM214 25H215V23H214ZM217 25V24H216ZM215 25V26H216ZM219 25V24H218ZM139 26H140V24H139ZM144 26V27H143ZM180 26V25H179ZM182 26V25H181ZM188 26V25H187ZM197 26H198V24H197ZM207 26H205V28H207ZM220 27H222L221 25H219ZM246 26V25H245ZM252 27L251 25H250V27L251 28H254V29H256L257 30V27ZM2 27H4L3 25H2ZM22 27V26H21ZM38 27V26H37ZM73 27V26H72ZM71 27V28H72ZM155 27V26H154ZM17 28H19V26L17 27ZM28 28H29V26H28ZM45 28V27H44ZM54 28V27H53ZM146 28H148V29H150L149 31H148V29H146ZM163 28V27H162ZM165 28V27H164ZM167 28V27H166ZM165 28V29H166ZM187 28V27H186ZM189 28V27H188ZM224 28V27H223ZM3 29V28H2ZM170 29V28H169ZM185 29V28H184ZM217 29V31H212V33L210 34V37H211V39H210V42L209 43H200V45H199V40H198V51L197 52H202V54H204V53H206V54H208V53H210V54H212L214 57H215V60L217 59L218 60V62H219V65H220V69H223V71H221V72H225L226 71V73L228 74L227 76H228V78H226L227 79V81L226 82H228V80L231 82V83H229V85L228 86H230L229 87V93H228V96L224 93L223 94V96L224 97H222V100H223V102H224V104H225V106H224V109H226L227 111H230V110H232V108H233V106H236L237 104L236 103H240V105L242 106V103H244L245 104V102H247V101H249V97H248V95L250 94V97H251V95H252V93L250 92V83H251V81H252V84H253V80H252V76H251V74H249L248 73V71H247V67L245 66V60L243 59V58H246L245 56L243 57V56H241V57H239V56H237V54L235 53V52H228L229 50H232V49H229L228 50V47H226V46H224V45H220V43H219V41H220V39L222 40L223 39V37L221 38V33H219L218 32V30L220 29H218V28H216ZM242 29V28H241ZM122 30V29H121ZM124 30H125V28H124ZM133 30V29H132ZM135 30V29H134ZM207 30H208V28H207ZM212 30V28L210 27V31ZM222 30H224V29H222ZM222 30H220L221 32H222ZM256 30H255V32H256ZM2 31V30H1ZM7 31V30H6ZM29 31V30H28ZM33 31H34V28H33ZM120 31V30H119ZM187 31H190V30H187ZM198 31V30H197ZM209 31V32H210ZM243 31V30H242ZM20 32V31H19ZM61 32V31H60ZM73 32V31H72ZM78 32H80V31H78ZM97 32V31H96ZM122 32V31H121ZM131 32V31H130ZM186 32V31H185ZM245 32V31H244ZM244 32H242V33H244ZM262 32V31H261ZM5 33V32H4ZM11 33V32H10ZM21 33V32H20ZM26 33V32H25ZM55 33V32H54ZM57 33V32H56ZM81 33V32H80ZM250 33V32H249ZM260 33V32H259ZM7 34H9V32L7 33ZM16 34V35H15ZM15 34H11V37H10V40H11V44L12 43H15V42H19L20 41V44H21V41H23L22 39V37H19L20 36V34H18V36H17V33H16V31H15ZM23 34V33H22ZM38 34V33H37ZM36 34V35H37ZM40 34V33H39ZM75 34V33H74ZM77 34V33H76ZM96 34V33H95ZM108 34V33H107ZM122 34H123V36H122ZM122 34L120 33L119 34V32L117 31V36L116 35H114V33L112 34L113 35V37L114 36H116L115 37V40H110L112 43V47H111V49H113V47H114V45H113V43L116 45L115 47H121V46H123V44H125L126 42L124 41V38L126 37V36H124L125 35V31H123L122 32ZM189 34L191 35V33L189 32ZM196 34V33H195ZM65 35V34H64ZM155 35H156V38H154L155 37ZM184 35V36H183ZM197 35V34H196ZM202 35V34H201ZM201 35H199L200 37H201ZM227 35V34H226ZM251 35V34H250ZM25 36V35H24ZM38 36V35H37ZM37 36H36V38H37ZM43 36V35H42ZM58 36V35H57ZM56 36V37H57ZM60 36H61V34H60ZM66 36H67V34H66ZM72 36V35H71ZM224 36V40H225V35H223ZM244 36V35H243ZM5 37V36H4ZM31 37H34L35 38V35L33 36V34H32V36ZM41 37V36H40ZM45 37V36H44ZM59 37V36H58ZM74 37H76V35L75 36H73V38ZM80 37V36H79ZM78 37V38H79ZM102 37H103V35H102ZM124 37V38H123ZM138 37V36H137ZM191 37V36H190ZM203 37H205V35H203ZM246 37H247V35H246ZM8 38V37H7ZM20 38H22L21 40H19V41H17V39H20ZM25 38V37H24ZM34 38H33V40H34ZM46 38V37H45ZM73 38H71V40L73 39ZM78 38H76V39H78ZM81 38V37H80ZM100 38V37H99ZM111 37H109V39H110ZM136 38V37H135ZM189 38V37H188ZM195 38H197V37H194V40H196ZM231 38V39H232ZM244 38H245V36H244ZM254 38V37H253ZM258 38V37H257ZM256 38V39H257ZM37 39H39V38H37ZM63 39V38H62ZM75 39V38H74ZM128 39V38H127ZM138 40H139V38H137ZM193 39V38H192ZM228 40H229V38H227ZM246 39V38H245ZM2 40V39H1ZM30 40V39H29ZM33 40H31V41H33ZM43 40V39H42ZM126 40V39H125ZM204 40V39H203ZM227 40V41H228ZM249 40V39H248ZM252 40V39H251ZM250 40V41H251ZM259 40V39H258ZM260 40H261V38H260ZM264 40V39H263ZM8 41H9V39H8ZM26 41H28V38L26 37ZM25 41V42H26ZM39 41V40H38ZM40 41H41V39H40ZM51 41V40H50ZM56 41V40H55ZM63 41V40H62ZM65 41V40H64ZM67 41V40H66ZM205 41V40H204ZM207 41V40H206ZM226 41V40H225ZM227 41H226V43H227ZM35 42H37V41H34V48H36V46H35ZM43 42H45V41H43ZM59 42H60V40H59ZM68 42V41H67ZM71 43H72V41H70ZM76 42H77V40H76ZM96 42V41H95ZM94 42V43H95ZM134 42V41H133ZM264 42V41H263ZM6 43V42H5ZM4 43V44H5ZM24 43V42H23ZM22 43V48H25V47H29V46H27L26 44L28 43V45H29V42H27V43H25V46H23L24 44ZM32 44L31 45H33V42H31ZM41 43V42H40ZM62 43V42H61ZM77 43H79V42H77ZM77 43H76V46H77ZM103 43V42H102ZM105 43V42H104ZM128 43V42H127ZM126 43V44H127ZM193 43V42H192ZM225 43V44H226ZM228 43H229V41H228ZM7 44V43H6ZM36 44H38V43H36ZM55 44V43H54ZM62 44H66V42L65 43H62ZM70 44V43H69ZM107 44V43H106ZM130 44V43H129ZM129 44H127V46H128V48H129ZM132 44V43H131ZM195 44V43H194ZM193 44V45H194ZM30 45V48L32 47ZM55 45H57V44H55ZM71 45V44H70ZM82 45V44H81ZM95 45V44H94ZM192 45V46H193ZM227 45V44H226ZM229 45L231 46V43H229ZM228 45V46H229ZM234 45V43L232 44V46ZM243 45V46H242ZM12 46H14V44H12L11 45V47ZM20 46V45H19ZM74 46V45H73ZM101 46V45H100ZM125 46V45H124ZM127 46H126V48H127ZM194 46H196L197 47V45H194ZM239 46H238V48H239ZM16 47V46H15ZM51 47V46H50ZM71 47V46H70ZM106 47V46H105ZM195 47V48H196ZM251 47H252V45H251ZM256 47H258V45L256 44ZM7 48H8V46H7ZM7 48H6V50H7ZM13 48V47H12ZM41 48H43V47H41ZM72 48V47H71ZM95 48V47H94ZM98 48H99V46H98ZM127 48V49H128ZM172 48H174V46L172 47ZM176 48V47H175ZM174 48V49H175ZM178 48V49H179ZM190 48V49H189ZM246 48H248V47H246L245 46V49ZM14 50L13 51H15V49L17 50V47L16 48H13ZM50 49V48H49ZM54 49V48H53ZM60 49V48H59ZM74 49V48H73ZM102 50H103V48H101ZM100 48H99V51L101 50ZM126 49V50H127ZM165 49H168V52H166L165 53V51H163V50H165ZM177 49V48H176ZM234 49V48H233ZM236 49V48H235ZM235 49H234V51H235ZM240 49V48H239ZM250 49H253V48H250ZM19 50V49H18ZM32 50H33V48H32ZM32 50H30L31 52H32ZM43 50V49H42ZM51 50V49H50ZM64 50H65V48H64ZM67 50V49H66ZM65 50V51H66ZM118 50H119V48H118ZM124 50H125V48H124ZM247 50V49H246ZM256 50V49H255ZM12 51V50H11ZM10 51V52H11ZM25 51V50H24ZM34 51H35V49H34ZM63 51V50H62ZM61 51V52H62ZM71 51H72V49H71ZM71 51H69V52H71ZM106 51V50H105ZM115 51V50H114ZM193 51H195V50H193ZM192 50H191V52H193ZM236 51H237V49H236ZM243 50H239V52H242ZM19 52H20V50H19ZM50 52V51H49ZM67 52V51H66ZM103 51H101L100 53H102ZM117 52V51H116ZM121 52V51H120ZM122 52H124L123 51V49H122ZM121 52V53H122ZM129 52V51H128ZM127 52V53H128ZM180 51H178L177 50V53H179ZM252 52V51H251ZM257 53L255 54V55H259L260 57H262V58H264V44L262 45V46H260V44H259V47L257 48V51H256ZM8 53V52H7ZM13 53H15V52H13ZM34 52H32V54H33ZM52 53V52H51ZM73 53V52H72ZM92 53V52H91ZM106 53V52H105ZM104 53V54H105ZM107 53H111V51H110V47H109V52H107ZM131 53V52H130ZM226 53H229V54H231V56L230 57H232V55H233V57H232V61L231 62H227L226 60H225V54ZM18 54V53H17ZM29 54V53H28ZM27 54V55H28ZM65 54H67V53H65ZM65 54H64V56H65ZM103 54V53H102ZM102 54H100V55H102ZM118 53H116V55H117ZM126 53H124V55H125ZM188 54V53H187ZM189 54H190V51H189ZM244 54H246V51H245V53ZM247 54H248V52H247ZM78 55V54H77ZM109 55H111V54H109ZM115 55V54H114ZM119 55V54H118ZM178 55V54H177ZM192 56H194V57H197V56H200L199 54L197 55V53H196V55H193V54H191ZM205 55V54H204ZM242 55H243V53H242ZM248 55H250V53L248 54ZM252 55V54H251ZM6 56V55H5ZM13 56H14V54H13ZM16 56V55H15ZM36 56V55H35ZM62 56V55H61ZM80 56V55H79ZM97 56V55H96ZM103 56V55H102ZM105 56H107V54H105ZM120 56V55H119ZM175 56V55H174ZM185 56H186V54H185ZM227 56V55H226ZM18 57V56H17ZM22 57H23V55H22ZM29 57V56H28ZM28 57H27V59H28ZM48 57V56H47ZM66 57V56H65ZM72 57V56H71ZM113 57V56H112ZM115 57V56H114ZM125 57H127V55H125ZM188 57V56H187ZM206 57H208V56H206ZM248 57V56H247ZM8 58V57H7ZM30 58V57H29ZM34 58V57H33ZM63 58V57H62ZM67 58V57H66ZM120 58H121V56H120ZM174 58V57H173ZM199 58V57H198ZM209 58V57H208ZM252 58V57H251ZM255 58V57H254ZM6 59V58H5ZM4 59V60H5ZM9 59V58H8ZM19 59V58H18ZM36 59V58H35ZM53 59V58H52ZM69 59V58H68ZM76 59V58H75ZM94 59V58H93ZM184 59V58H183ZM182 59V60H183ZM194 59V58H193ZM203 59V58H202ZM201 59V61H203ZM213 59V58H212ZM247 59V58H246ZM10 60V59H9ZM30 60V59H29ZM33 60V59H32ZM95 60V59H94ZM105 60V59H104ZM111 60V59H110ZM113 60V59H112ZM116 60V59H115ZM126 60H127V58H126ZM136 60V59H135ZM164 60V61H163ZM170 60V59H169ZM173 60V59H172ZM176 60V59H175ZM185 60V59H184ZM196 60H198L197 58L195 59V61ZM253 60V59H252ZM6 61V60H5ZM48 61V60H47ZM63 61V60H62ZM65 61V60H64ZM93 61V60H92ZM99 62H100V59L98 60ZM174 61V60H173ZM205 61V60H204ZM248 61V60H247ZM16 62H17V60H16ZM31 62V61H30ZM43 62V61H42ZM78 62V61H77ZM88 62H89V59H88ZM115 62H117V61H115ZM130 62V61H129ZM168 62H170V61H165L164 63H168ZM172 62V61H171ZM170 62V63H171ZM200 64H201V62L200 61H198ZM254 62V61H253ZM1 63H2V61H1ZM4 63V62H3ZM32 63H35L34 61L32 62ZM30 64V65H33V66H30V67H32V79H30L31 77H29V79H30V81H27V82H30V85H31V87H32V85L34 86V88L35 89H37L38 87L40 88V87H42V89H43V87H45L46 88V82H45V78L47 77H45V78H43V76L41 75L42 73H41V71H40V69H39V67L37 66V64L36 65H34V64ZM61 63V62H60ZM135 63V62H134ZM188 63V62H187ZM194 63V62H193ZM197 63V62H196ZM198 63V65H200ZM207 63V62H206ZM210 63H211V61H210ZM216 63H217V61H216ZM257 63V62H256ZM263 63V62H262ZM7 65H8V63H6ZM27 64V63H26ZM40 64V63H39ZM65 64V63H64ZM79 64V63H78ZM120 64H122L121 62H120ZM205 64V63H204ZM16 65V64H15ZM19 65V64H18ZM42 65H43V63H42ZM48 65L49 64H47V67H48ZM67 65H69L68 63H67ZM80 65V64H79ZM78 65V66H79ZM119 65V64H118ZM126 65V64H125ZM163 66H161V67H164V65H168V64H162ZM188 65H189V63H188ZM195 65V64H194ZM198 65H197V72H198ZM263 65H264V63H263ZM10 66V65H9ZM49 66H51V65H49ZM81 66V65H80ZM130 66V65H129ZM169 67H171V68H173V70L176 72V74H177V72L178 73H180V75L181 76H184V75H187V76H189L188 75V73L190 74V77H191V79H192V76H191V73L189 72V70H188V68H187V66H185L183 63H182V61L181 60H176V64L174 63V67L173 66H171V64H169L168 65ZM202 66H203V64H202ZM5 67V66H4ZM8 67V66H7ZM15 67H17V66H15ZM44 67H46V66H44ZM52 67V66H51ZM65 67H66V65H65ZM64 67V68H65ZM110 67V66H109ZM112 67V66H111ZM121 67H123V65H121ZM158 67V66H157ZM156 67V68H157ZM160 67V68H161ZM195 67V66H194ZM207 67V66H206ZM255 67V66H254ZM261 67V66H260ZM20 68V67H19ZM42 68V67H41ZM67 68V67H66ZM80 68V67H79ZM106 68V67H105ZM114 68V67H113ZM118 68V67H117ZM131 68H132V66H131ZM159 68V69H160ZM165 68V67H164ZM168 68V67H167ZM171 68H168V69H170V71L173 73L174 71H172L171 70ZM250 68V67H249ZM262 68H263V66H262ZM6 69H8V68H6ZM46 69V68H45ZM68 69V68H67ZM71 69V68H70ZM69 69V70H70ZM103 69V68H102ZM122 69V68H121ZM163 69V68H162ZM195 69V68H194ZM202 69H203V67H202ZM2 70V69H1ZM43 70H44V68H43ZM90 70V69H89ZM115 70V69H114ZM126 70H127V68H126ZM132 70V69H131ZM161 70V69H160ZM165 70H166V68H165ZM191 70V69H190ZM204 70H205V68H204ZM208 70H209V68H208ZM5 71V70H4ZM7 71V70H6ZM16 71V70H15ZM19 71H20V69H19ZM82 71V70H81ZM97 71V70H96ZM112 71V70H111ZM217 71V70H216ZM216 71H214V74H215V72ZM80 72V71H79ZM99 72H100V69H99ZM102 72V71H101ZM121 72V70L119 69V73ZM126 72V71H125ZM124 72V74H126ZM162 72V71H161ZM166 72V71H165ZM192 73H194V72H196V70L193 72V70L191 71ZM205 72V71H204ZM8 73H10V71L8 72ZM13 73V72H12ZM67 73V72H66ZM71 73V72H70ZM89 73V72H88ZM95 73V72H94ZM123 73V72H122ZM167 73H168V70H167ZM200 73V72H199ZM213 73V72H212ZM17 74V73H16ZM15 74V75H16ZM19 74V73H18ZM31 74V73H30ZM56 74V73H55ZM73 74V73H72ZM82 74V73H81ZM131 74V73H130ZM162 74H164V73H162ZM170 74V73H169ZM201 74V77L199 78V80L201 81V82H203L204 81V83L205 82H207L208 81V79H207V72H205L204 74H202V72L200 73ZM217 74V73H216ZM8 76H9V74H7ZM24 75V74H23ZM43 75H45V72H44V74ZM60 75V74H59ZM101 75V74H100ZM105 75V73L104 72H102V76H104ZM129 75V74H128ZM157 75H158V73H157ZM171 76H172V74H170ZM260 75V74H259ZM70 76V75H69ZM106 76V75H105ZM113 76V75H112ZM147 76H149L148 77V81H149V84L147 83ZM161 76H163V75H161ZM176 76V75H175ZM178 76V75H177ZM176 76V77H177ZM196 76V75H195ZM211 76H212V74H211ZM217 76H218V74H217ZM74 77V76H73ZM97 77V76H96ZM160 77V76H159ZM179 77V76H178ZM197 77H198V75H197ZM209 78H211L210 76H208ZM219 77V76H218ZM258 77V76H257ZM2 78H4L3 76H1V74H0V87H2L4 84H6L7 82H8V79H7V82L5 83V80H6V77L3 79V81H2ZM8 78H10V77H8ZM15 78H17V76L15 77ZM23 78V77H22ZM26 78V77H25ZM82 78V77H81ZM104 78V77H103ZM106 78V77H105ZM104 78V79H105ZM169 78V79H168ZM172 78V77H171ZM180 78H182V77H180ZM184 78H186V77H184ZM193 78L195 79V77L193 76ZM212 78H214V75L212 76ZM217 78V77H216ZM220 78V77H219ZM12 79V78H11ZM19 79V78H18ZM17 79V80H18ZM48 79V78H47ZM62 79V78H61ZM99 79H101V78H99ZM116 79V78H115ZM128 79H129V77H128ZM177 79H179V78H177ZM188 79H190V78H188ZM188 79H186L187 81H188ZM196 79H198V78H196ZM205 79H207L206 81H205ZM27 80H28V78H27ZM70 80V79H69ZM83 80V79H82ZM94 80V79H93ZM107 80V79H106ZM120 80V81H119ZM172 80V81H171ZM199 80H198V83H199ZM222 80V79H221ZM12 81V80H11ZM15 81V80H14ZM20 81H21V79H20ZM26 81V80H25ZM75 81V80H74ZM101 81L103 82L104 80H102L101 79ZM119 81V82H118ZM185 81V80H184ZM210 81V80H209ZM212 81V80H211ZM220 81V80H219ZM219 81L216 79L215 81L213 80V82H211V83H207V84H204L205 86L207 85V86H211V87H209V88H211V91L214 89V90H216L217 88H219ZM225 81H223V83L225 82ZM17 82V81H16ZM22 82H24V78H23V81ZM26 82V83H27ZM118 82V83H117ZM221 82V81H220ZM257 82V81H256ZM4 83V84H3ZM18 83H20V82H18ZM26 83H24V84H26ZM70 83V82H69ZM76 83V82H75ZM74 83V84H75ZM90 83V82H89ZM100 83V82H99ZM104 83V82H103ZM109 83V82H108ZM107 83V84H108ZM114 83V82H113ZM191 83V82H190ZM261 83V82H260ZM8 84V83H7ZM6 84V85H7ZM16 84V83H15ZM22 85H24L23 83H21ZM49 84V83H48ZM71 84V83H70ZM82 84V83H81ZM128 84V85H127ZM148 84V87H145L146 85ZM186 84V83H185ZM202 84V85H203ZM231 84V85H230ZM258 84V83H257ZM9 85V84H8ZM7 85V86H8ZM11 85V84H10ZM21 85V87H23ZM27 85H29L28 83L25 85V87H23V90L21 89H19L20 90V92L22 93V95L20 94L19 95V93H18V95L17 96H19L18 98L16 97L15 99H14V95H13V91H14V89L12 88V87H8L7 89H6V93L4 94V90H3V95H2V97H0V98H2L0 101L3 103V104H5V103H7V104H12L11 106H13L14 108H16L18 111H21V112H25V114H23V115H26L27 114V116L28 115H30V116H32V118L33 117H37L40 113H42V111H43V106L34 98L35 97V94L32 92V95H31V92H29L26 88H30L29 86L28 87H26ZM82 85H84V83L82 84ZM161 85V86H160ZM180 85H182V84H180ZM187 85V84H186ZM221 85V84H220ZM256 85V84H255ZM259 85V84H258ZM257 85V86H258ZM6 86V87H7ZM50 86V85H49ZM54 86V85H53ZM109 86H110V84H109ZM126 86H128V89H127V87ZM178 86V85H177ZM196 86H198V85H196ZM48 87V86H47ZM57 86H55V88H56ZM101 87V86H100ZM105 87V86H104ZM104 87H102V89H104ZM112 87V86H111ZM125 87H126V89H125ZM151 87V88H150ZM175 87H176V85H175ZM180 87V86H179ZM178 87V88H179ZM195 87V86H194ZM221 87V86H220ZM253 87H254V85H253ZM252 87V90H254V88ZM259 87V86H258ZM260 87H261V84H260ZM4 88V87H3ZM2 88V89H3ZM17 88V87H16ZM33 88V87H32ZM32 88H30V89H32ZM72 88V87H71ZM91 88H92V86H91ZM94 88V87H93ZM97 88V87H96ZM95 88V89H96ZM149 90H148V89ZM188 88H190V87H188ZM197 88V87H196ZM195 88V89H196ZM202 88V90H203V86L202 87H200V89ZM208 88V90H210ZM1 89V88H0ZM50 89V88H49ZM51 89H53V88H51ZM64 89V88H63ZM86 89V88H85ZM160 89V90H159ZM200 89H198L199 91H200ZM18 90V89H17ZM18 90V91H19ZM44 90V89H43ZM48 90V89H47ZM54 90V89H53ZM57 90V89H56ZM62 90V89H61ZM65 90V89H64ZM99 90H101V89H99ZM105 90V89H104ZM104 90H103V93H104ZM146 90V91H145ZM191 90H194V89H191L190 88V91ZM197 90V89H196ZM198 90L197 91H195L196 93L198 92ZM206 90V89H205ZM222 90V89H221ZM255 90H256V88H255ZM255 90H254V92H255ZM260 90V89H259ZM40 91H41V89H40ZM52 91V90H51ZM174 91H175V89H174ZM56 92H57V94H58V90L57 91H55V94H56ZM88 92V91H87ZM101 92H102V90H101ZM148 92V93H147ZM156 92V93H157ZM176 92V91H175ZM178 92V91H177ZM209 92V91H208ZM207 92V93H208ZM215 92V91H214ZM220 92V90H218V92H215V93H219ZM257 92V91H256ZM45 93V92H44ZM54 93V92H53ZM61 93H63V92H61ZM205 93V92H204ZM204 93H201L200 92V95L202 94V96L204 95ZM214 93V95L216 96V94ZM221 93L222 92H220V96H221ZM39 94V93H38ZM48 93H46V95H47ZM55 94H52V92H51V95H52V98L54 99V96L56 97V98H58L59 99V96L57 97ZM60 94V93H59ZM66 94V93H65ZM77 94H78V91H77ZM96 95H97V93H95ZM106 94V93H105ZM104 94V95H105ZM152 94V93H151ZM155 94V93H154ZM176 94V96H177V93H175ZM179 94H181V93H179ZM209 95H211V94H213V93H208ZM207 94V95H208ZM255 95H256V93H254ZM254 94H253V96H254ZM264 94V93H263ZM116 97L117 96V98L115 99V98H113L114 96ZM153 95V94H152ZM181 95H183V94H181ZM186 95H187V93H186ZM196 95V94H195ZM225 95H226V97H228V98H226L225 97ZM1 96V95H0ZM13 98H12V97ZM21 96V97H20ZM143 96H145V97H143ZM150 96V95H149ZM156 96V95H155ZM163 96V95H162ZM175 96V95H174ZM173 96V97H174ZM218 96V95H217ZM216 96V97H217ZM258 96H259V94H258ZM50 97V96H49ZM65 97V96H64ZM66 97H67V94H66ZM76 97V96H75ZM106 97V96H105ZM104 97V98H105ZM170 97V96H169ZM188 97V96H187ZM255 97V96H254ZM263 97V96H262ZM68 98V97H67ZM72 98H73V96H72ZM84 98V97H83ZM98 98H100L99 96H98ZM103 98V97H102ZM154 98V96L152 97V99ZM175 98V97H174ZM181 98V97H180ZM183 98V97H182ZM182 98H181V101H182ZM214 97L212 96V99H213ZM14 99V100H13ZM44 99V98H43ZM69 99V98H68ZM76 99V98H75ZM78 99V98H77ZM94 99V98H93ZM151 99V98H150ZM149 99V100H150ZM158 99H159V97L157 98V100H156V102L158 101ZM165 99V98H164ZM166 99H167V96H166ZM172 99V98H171ZM205 99V100H204ZM206 99H209V98H205V96H204V98L202 99V101L204 100V102L206 101ZM211 99V98H210ZM259 99H260V97H259ZM264 99V98H263ZM262 99V100H263ZM72 100V99H71ZM79 100H80V97H79ZM153 100H155V98L153 99ZM163 100V99H162ZM176 100H179V99H176ZM191 100V99H190ZM194 100V99H193ZM262 100H261V103H262ZM75 101V100H74ZM96 101V100H95ZM160 101V100H159ZM167 100H165V102H166ZM169 101V100H168ZM167 101V103H169ZM196 101H199V100H196ZM200 101H201V98H200ZM208 102H209V100H207ZM216 101V100H215ZM218 101V100H217ZM0 102V103H1ZM50 102H51V100H50ZM67 102H68V100H67ZM103 102V101H102ZM108 102H109V104L111 105V102L108 100ZM184 102V101H183ZM186 102V101H185ZM191 102H193V101H191ZM191 102H190V104H191ZM258 103H257V109L259 108V112L261 111V112H263V106L259 103V100L257 101ZM1 103V104H2ZM62 103V102H61ZM73 103H77V101L76 102H73ZM79 103V102H78ZM82 103V102H81ZM88 103V102H87ZM207 103V102H206ZM252 103V102H251ZM250 103V104H251ZM0 104V105H1ZM59 104V103H58ZM83 104V103H82ZM93 104V103H92ZM95 104H96V102H95ZM152 104V103H151ZM160 104V103H159ZM186 104H189V101H188V103H186ZM189 104V105H190ZM215 104L216 103H214V106H215ZM233 104H236V105H233ZM247 104H249L248 102H247ZM250 104L249 105H247L248 107L250 106ZM254 104H255V102H254ZM263 104V103H262ZM46 105V103L44 104V106ZM104 105V104H103ZM113 105V104H112ZM154 105V104H153ZM163 105H164V103H163ZM188 105V106H189ZM196 105H197V103H196ZM199 105L202 107V105H201V103L199 102ZM204 105V104H203ZM206 105H208V103L206 104ZM217 105V104H216ZM252 105V104H251ZM2 106V105H1ZM8 106V105H7ZM6 106V107H7ZM41 106H42V108H41ZM92 106V105H91ZM115 106V105H114ZM156 106V105H155ZM187 106V105H186ZM191 106H192V104H191ZM191 106H189L188 107V109L189 108H192ZM210 106V105H209ZM209 106H208V108H209ZM211 106H212V104H211ZM222 106V105H221ZM3 107V106H2ZM62 107V106H61ZM84 107H86V106H84ZM161 107V106H160ZM206 107V106H205ZM217 107H218V105H217ZM245 107V106H244ZM252 107H253V105H252ZM251 107V108H252ZM49 108V107H48ZM63 108V107H62ZM87 108V107H86ZM162 108H163V106H162ZM162 108H160L161 110H159L158 108L156 109V107H150V111L153 113V117L152 118H154V112L156 113V119H157V116H159L160 118H161V121L163 120V122L165 123V125L167 124V125H169V124H172L173 125V127L176 125V120H177V117H178V119H179V117H183L184 115L182 114V112L178 109V108H176V106L175 105H171V106H166V107H164L163 109ZM181 108H182V105H181ZM187 108V107H186ZM199 108V107H198ZM202 108H204V107H202ZM213 108V107H212ZM236 108V107H235ZM238 108V107H237ZM241 108V107H240ZM250 108V109H251ZM3 109V108H2ZM42 109V110H41ZM64 109H66V108H64ZM68 109V108H67ZM221 109H222V107H221ZM248 109V108H247ZM256 109V110H257ZM4 110V109H3ZM16 110V111H17ZM75 110H77V107H76V109H74V111ZM83 110H84V108H83ZM164 110V111H163ZM190 110H192V109H190ZM201 110V109H200ZM205 110H206V108H205ZM219 110V109H218ZM236 110H239V109H236ZM68 111V110H67ZM71 111H72V109H71ZM70 111V112H71ZM147 111L149 112V110L147 109ZM166 111V112H165ZM180 111V112H179ZM207 111V110H206ZM217 111V110H216ZM235 111V110H234ZM240 111H241V109H240ZM45 112H47V111H45ZM52 112V111H51ZM69 112V113H70ZM73 112V111H72ZM91 112V111H90ZM150 112V113H151ZM205 112V111H204ZM210 112V111H209ZM208 112V113H209ZM218 112H220V110L218 111ZM238 112V111H237ZM241 112H243V111H241ZM252 112V111H251ZM56 113V112H55ZM54 113V114H55ZM65 113H66V111L65 112H61V109H60V111L57 113L58 114V116L56 117H53V118H55L54 120H52V122L54 123L53 125H55V126H57L59 123H60V121L59 120H63L64 118H66L65 117ZM92 113V112H91ZM190 113V112H189ZM189 113H188V115L187 116H189ZM202 113V112H201ZM221 113H222V111H221ZM229 113H231V111L229 112ZM195 114H197V112L195 113ZM203 114V113H202ZM210 114V113H209ZM215 114V113H214ZM227 114V112L224 114V115H226ZM238 114V113H237ZM256 114H257V112H256ZM72 115V114H71ZM91 115V114H90ZM192 115H193V112H192ZM191 115V116H192ZM199 115V111H198V114H197V116ZM230 115V114H229ZM228 115V116H229ZM234 115H235V113H234ZM261 115V114H260ZM259 115V116H260ZM27 116H25V117H27ZM28 117L29 119L31 118V117ZM40 116V115H39ZM67 116V115H66ZM148 116H149V113H148ZM147 116V117H148ZM195 115H193V117H194ZM241 116V115H240ZM240 116H239V119H240ZM256 116V115H255ZM262 116V115H261ZM51 117V116H50ZM69 117H70V115H69ZM73 117V116H72ZM81 117H82V115H81ZM190 117V116H189ZM189 117H188V119H189ZM193 117H191L192 118V125H193V127H194V129L196 130L195 131V134H196V132L198 133V134H201V137H203L202 136V134H205L206 136H207V138H209V139H211V137L212 136H214L215 135V131H214V129H215V127L214 126H212L213 124H211V121L210 122H207V123H205V125H201L199 122V124L195 121V120H193ZM201 117V116H200ZM221 117H222V115H221ZM242 117V116H241ZM244 117V116H243ZM242 117V118H243ZM246 117V116H245ZM249 117H250V115H249ZM257 117V116H256ZM38 118V117H37ZM52 118V119H53ZM75 118V117H74ZM83 118V117H82ZM81 118V119H82ZM93 118V117H92ZM195 118V117H194ZM197 118V120H198V117H196ZM238 118V117H237ZM254 118V117H253ZM76 119H77V116H76ZM79 119V118H78ZM90 119V118H89ZM203 119V118H202ZM207 119H208V117H207ZM227 119L228 120H230L229 119V117H227ZM249 119V118H248ZM46 120V119H45ZM48 120V122H49V118L47 119ZM152 121V122H150V121ZM158 120H159V118H158ZM184 120V119H183ZM183 120H182V122H183ZM187 120V119H186ZM219 120V119H218ZM225 120V119H224ZM232 120V119H231ZM236 120V119H235ZM246 120V119H245ZM250 120V119H249ZM255 120V119H254ZM34 121V120H33ZM38 121V120H37ZM40 121V120H39ZM38 121V122H39ZM41 121H42V119H41ZM40 121V122H41ZM70 121V120H69ZM75 121V120H74ZM77 121V120H76ZM86 121H88V119L86 120ZM93 121V120H92ZM185 121V120H184ZM222 121V120H221ZM236 121H238V120H236ZM235 121V122H236ZM259 121H260V119H259ZM35 122V121H34ZM43 122H44V120H43ZM43 122H42V124H43ZM51 122V123H52ZM242 122L243 121H241V124H242ZM251 122V121H250ZM264 121H262V123H263ZM63 123V122H62ZM61 123V124H62ZM68 123V122H67ZM77 123H78V121H77ZM89 123V122H88ZM185 123H187V122H185ZM189 123H190V121H189ZM219 123H220V121H219ZM222 123V122H221ZM255 123V122H254ZM260 123V122H259ZM262 123H260L262 126H263V128H264V125L262 124ZM36 124V123H35ZM49 124V123H48ZM66 124V123H65ZM64 124V125H65ZM83 124V123H82ZM159 124H160V121H159ZM159 124H158V126H159ZM191 124V123H190ZM223 124V123H222ZM229 124V123H228ZM228 124L226 125V127H227V129L229 128L228 127ZM232 124V123H231ZM238 124V123H237ZM236 124V125H237ZM240 124V125H241ZM252 124V123H251ZM37 125V124H36ZM50 125V124H49ZM73 125V124H72ZM164 125V124H163ZM162 125V126H163ZM166 125V126H167ZM184 125V124H183ZM189 125V124H188ZM219 125H221V124H219ZM43 126H45V125H43ZM85 126H88V125H85ZM111 126H116V133L115 134H113V135H115V136H110V138H109V131H107V133H108V138H107V136H106V141H104V139H103V137L107 134H105L104 136H103V134H101V133H104L105 132V130H106V128H110ZM180 126H182V124L180 125ZM222 126V125H221ZM252 127L254 126V125H251ZM250 126V127H251ZM40 127H41V125H40ZM58 127V126H57ZM92 127V126H91ZM169 127V126H168ZM167 127V128H168ZM172 127V128H173ZM177 127H179V122H178V125H176V130L178 131L179 129H180V127H179V129H177ZM190 127V126H189ZM219 127V126H218ZM225 127V126H224ZM223 127V128H224ZM233 127V126H232ZM237 127V126H236ZM244 127H245V125H244ZM59 129H60V133H59V135L60 136H58L57 135V140H58V144H59V146H56V147H59V149H61V151H60V153H62V154H58V153H56V155H59V156H63V157H66L68 154H71V153H69L70 151H73V154H74V151H75V149H76V151H79V155H80V158L79 159H82L83 160V158H85V157H82V155H81V153L80 152H82V151H80L79 149H78V147H77V144L76 143H78V141H74V139H72L71 138V136H70V132H69V130L70 129H63L62 127H58ZM75 128V127H74ZM84 128V127H83ZM115 128V127H114ZM160 127H158V129H159ZM166 128V129H167ZM186 128V127H185ZM241 128V127H240ZM258 128V127H257ZM256 128V129H257ZM260 128L264 131V129L260 126ZM78 129V128H77ZM175 129V128H174ZM237 129V128H236ZM261 129H259V131L261 132ZM46 130V129H45ZM45 130H43V131H45ZM72 130H73V128H72ZM108 130H110V129H108ZM165 130V129H164ZM169 130H171V129H169ZM191 130V129H190ZM230 130V129H229ZM235 130V129H234ZM244 130H245V132H246V128H244ZM58 131H57V134H58ZM158 131V130H157ZM171 131H173V130H171ZM177 131H176V133H177ZM182 131V130H181ZM237 131V130H236ZM242 131V130H241ZM250 131V130H249ZM253 131V130H252ZM256 131V130H255ZM263 131L261 132V133H263ZM47 132H49V131H47ZM76 132V131H75ZM80 133H81V131H79ZM174 132L175 131H173L171 134H174ZM187 132V131H186ZM43 133H45V132H43ZM43 133L41 132V134H42V138H41V140L44 138L43 137ZM54 133H56V132H54ZM79 133V134H80ZM98 133V134H97ZM162 133V132H161ZM167 133V132H166ZM182 133V132H181ZM188 133V132H187ZM187 133H185L187 136H188V134ZM219 133V132H218ZM218 133H216V135L218 134ZM231 133H234V132H231ZM247 133V132H246ZM258 133V132H257ZM46 134V133H45ZM49 134V133H48ZM82 134V133H81ZM151 134V133H150ZM163 134V133H162ZM170 134V133H169ZM170 134V135H171ZM178 134V133H177ZM177 134L175 135L174 134V137H176L177 136ZM190 134H191V132H190ZM227 134V133H226ZM238 134V133H237ZM264 134V133H263ZM47 135V134H46ZM91 135L93 136V133H91ZM94 135V136H95ZM157 135V134H156ZM167 135V134H166ZM169 135V136H170ZM181 135H184V133L183 134H181ZM192 135H194V133L192 134ZM219 135V134H218ZM229 135V134H228ZM252 136H253V133L251 134ZM100 136V137H101ZM149 136V135H148ZM160 136H161V134H160ZM164 136H165V134H164ZM185 136V135H184ZM184 136H183V139H184ZM221 136H222V134H221ZM223 136H224V134H223ZM233 136V135H232ZM259 136V135H258ZM260 136H261V134H260ZM88 137V136H87ZM89 137H90V135H89ZM151 137V136H150ZM158 137H159V135H158ZM162 137V136H161ZM173 136L171 135V138H172ZM173 137V138H174ZM234 137H237V135L236 136H234ZM255 137V136H254ZM253 137V138H254ZM257 137V136H256ZM3 138V137H2ZM32 138V137H31ZM47 138H48V136H47ZM50 138H51V136H50ZM82 138V137H81ZM96 138H97V136H96ZM156 138H157V136H156ZM169 138V137H168ZM215 138V137H214ZM213 138V139H214ZM221 138V137H220ZM229 138V137H228ZM232 138V137H231ZM239 138V137H238ZM242 138V137H241ZM260 138V137H259ZM45 139V138H44ZM76 139H78L77 137H76ZM85 139H86V137H85ZM85 139H84V141H85ZM90 139H91V137H90ZM154 139V138H153ZM162 139H163V137H162ZM165 139V138H164ZM167 139V138H166ZM166 139H165V141H166ZM178 139H179V137H178ZM193 140H194V138H192ZM198 139V138H197ZM212 139V140H213ZM251 139H252V137H251ZM264 139V138H263ZM49 140V139H48ZM82 140V139H81ZM87 140H89V138L87 139ZM93 140V139H92ZM95 140V139H94ZM146 140V141H145ZM148 140V141H147ZM160 140V139H159ZM200 139H198V141H199ZM220 140V139H219ZM239 140V139H238ZM242 140V139H241ZM250 140V139H249ZM254 140H256V139H254ZM179 141V140H178ZM183 141V140H182ZM197 141V142H198ZM215 141V140H214ZM222 141H223V139H222ZM228 141H229V139H228ZM236 141V140H235ZM245 141V140H244ZM243 141V142H244ZM250 141H252V140H250ZM260 141V140H259ZM4 142V141H3ZM22 142V141H21ZM33 142V141H32ZM36 142V143H35ZM76 142V143H75ZM86 142V141H85ZM187 142V141H186ZM193 142L194 141H192V142H190V141H188V143H185L184 145H186V148H187V146H188V148H190L189 146H191L192 147V145H193ZM226 142V141H225ZM28 143H29V141H28ZM35 143V144H34ZM34 143L32 144V146H30V147H32L31 149H32V151L31 152H33V151H35V145L37 144L38 146H40V144H38L37 143V141H34ZM47 143H49L48 141H47ZM56 143V142H55ZM80 143H81V141H80ZM88 143H89V141H88ZM87 143V144H88ZM97 143V142H96ZM101 143V142H100ZM171 143V142H170ZM196 143V141L194 142V144ZM212 143V142H211ZM254 143V142H253ZM262 143H263V141H262ZM0 144H2V143H0ZM44 144H45V142H44ZM44 144H41L42 146H41V148L43 149V145ZM57 144V145H58ZM83 143H81V145H82ZM92 144H94L93 142H92ZM118 144V143H117ZM162 144H163V142H162ZM180 144V143H179ZM215 144H216V141H215ZM223 144H224V142H223ZM232 144V143H231ZM243 144V143H242ZM247 144V143H246ZM250 144V143H249ZM21 145V144H20ZM19 145V146H20ZM37 145H36V147H37ZM48 145V144H47ZM53 145V144H52ZM81 145L79 146V144H78V146H79V148L81 147ZM100 145V146H101ZM165 145V144H164ZM168 145H169V147H168ZM181 145H182V142H181ZM207 145H208V142H207ZM206 145V146H207ZM226 145H227V143H226ZM251 145H253L252 143H251ZM263 145V144H262ZM261 145V146H262ZM18 146V147H19ZM50 146V145H49ZM96 146V145H95ZM195 146V145H194ZM196 146H198V145H196ZM202 146V145H201ZM211 146V145H210ZM228 146V145H227ZM243 146V145H242ZM260 146V147H261ZM264 146V145H263ZM51 147V146H50ZM55 147V148H56ZM83 147V146H82ZM113 147V148H114ZM162 147H163V145H162ZM179 147V146H178ZM200 147V146H199ZM199 147H194V149H192V150H195V153L197 152L198 154H199V159L201 158V160H202V158L204 159V161L206 160V158L208 157V154H206L205 152H204V150L202 151V148H199ZM203 147V146H202ZM209 147V146H208ZM208 147H207V149H208ZM212 147V146H211ZM215 147H216V145H215ZM219 147V146H218ZM233 147V146H232ZM238 147V146H237ZM253 147V146H252ZM251 147V148H252ZM260 147H259V149H260ZM28 148V147H27ZM33 148H34V150H33ZM38 149L40 148V147H37ZM71 149V148H73V150H70L69 152L67 151L68 149ZM89 148V147H88ZM213 148V147H212ZM211 148V149H212ZM225 148H227V147H225ZM224 148V149H225ZM239 148H240V146H239ZM243 148V147H242ZM241 148V149H242ZM246 148V147H245ZM251 148L249 147V149H250V151H251ZM1 149V148H0ZM17 149V148H16ZM20 149V148H19ZM84 149V148H83ZM90 149V148H89ZM105 149H108V147H106ZM157 149H156V151H157ZM207 149L205 150V151H207ZM221 149H223V147L221 148ZM247 149V148H246ZM245 149V150H246ZM20 150H22V149H20ZM85 150V153H86V149H84ZM91 150V149H90ZM95 150L97 151V149L95 148ZM100 150V151H101ZM110 150V149H109ZM140 150V149H139ZM184 150V149H183ZM232 150V149H231ZM239 150V149H238ZM4 151V150H3ZM17 151V150H16ZM39 151H40V149H39ZM39 151H35V153L37 152L38 154L39 153H41V156H42V158L45 156H43V152H39ZM115 151V150H114ZM143 151V150H142ZM150 151V152H151ZM161 151H162V149H161ZM159 152L160 154H163L164 155V152H165V150H163L162 152ZM186 151V150H185ZM216 151V150H215ZM215 151H214V154H215ZM224 151H226V150H224ZM237 151V150H236ZM247 151V150H246ZM245 151V152H246ZM249 151V150H248ZM254 151V150H253ZM257 151V150H256ZM19 152V156L18 157H21V155H23V152H21V151H18ZM135 152H136V154H135ZM149 152V153H150ZM208 152V151H207ZM219 152V151H218ZM233 151H231V153H232ZM261 152V151H260ZM2 153V152H1ZM28 153V152H27ZM35 153H31L35 158H36V156L38 155V154H36V156L34 155ZM49 153V152H48ZM55 153V152H54ZM88 153V152H87ZM113 153V152H112ZM138 153H139V151H138ZM157 153V152H156ZM165 153V154H166ZM187 153V152H186ZM185 153V154H186ZM196 153V154H197ZM217 153V152H216ZM225 153V152H224ZM248 153V152H247ZM257 153V152H256ZM5 154H7V153H5ZM47 154V153H46ZM53 154V153H52ZM197 154V155H198ZM213 154V155H214ZM218 154V153H217ZM249 154V153H248ZM262 154V153H261ZM48 155H50V154H48ZM75 155V154H74ZM76 155H77V153H76ZM78 155V156H79ZM85 155H87V154H85ZM92 155L94 156V154H93V152H92ZM100 155H101V153H100ZM115 155V154H114ZM154 155H155V153H154ZM153 154H152V156H154ZM188 155V154H187ZM191 155V154H190ZM210 155V154H209ZM232 155V154H231ZM236 155V154H235ZM245 155V154H244ZM41 156H40V154H39V158L37 157L36 158V161H35V158H33V164L35 165V167H32L31 166V164H30V166L32 167V169H35V170H32V171H36L37 173H38V175L40 176L41 175V177H42V175H43V177L46 175H44V172L46 171V169H45V171H44V168L45 167H42L43 165L45 166L46 164H48V162H47V160L45 159V158H43V159H45L44 161H43V159L41 158ZM59 156H56V158L57 157H59ZM102 156V155H101ZM104 156H105V153H104ZM112 156V155H111ZM161 156V155H160ZM207 156V157H206ZM217 155H215V157H216ZM227 156V155H226ZM225 156V157H226ZM230 156V155H229ZM241 156V155H240ZM254 156V155H253ZM256 156V155H255ZM259 156V155H258ZM264 156V155H263ZM262 156V157H263ZM9 157V156H8ZM12 157H14V155L12 156ZM18 157H16V158H14V159H16V160H18V159H21V158H18ZM52 157H53V155H52ZM68 157H69V155H68ZM82 157V158H81ZM90 157V156H89ZM100 157V156H99ZM103 157V156H102ZM150 157V156H149ZM184 157H188V156H184ZM210 157V156H209ZM208 157V158H209ZM22 158H24V155H23V157ZM48 158V157H47ZM49 158H51V156L49 157ZM55 158V157H54ZM55 158V159H56ZM71 158V157H70ZM74 158V157H73ZM87 158V157H86ZM93 158H96V156L95 157H93ZM98 158V157H97ZM107 158H108V156H107ZM112 158V157H111ZM157 157H156V155H155V159H156ZM160 158H162V157H160ZM164 158V157H163ZM188 158H190V157H188ZM207 158V159H208ZM223 158V157H222ZM221 158V159H222ZM236 158V157H235ZM264 158V157H263ZM262 158V159H263ZM42 159V160H41ZM52 159V158H51ZM58 159V158H57ZM64 159H66V158H64ZM90 159V158H89ZM106 159V158H105ZM104 159V160H105ZM158 159H159V157H158ZM247 159H248V157H247ZM255 159V158H254ZM15 160V161H16ZM48 160H50V159H48ZM68 160V159H67ZM71 160V159H70ZM73 160V159H72ZM76 161H77V159H75ZM74 160V161H75ZM111 160V159H110ZM191 160V159H190ZM217 160V159H216ZM220 160V159H219ZM239 160V159H238ZM264 160V159H263ZM45 163V164H43V162ZM47 163H46V162ZM92 161V160H91ZM102 161V160H101ZM100 161V162H101ZM156 161H159V164H160V160H156ZM189 161V160H188ZM193 161V160H192ZM212 161V160H211ZM209 162V160L208 161H205V167H204V174H203V177L201 178V180L202 181H205L206 182V184H208L209 186H215L214 188H216V190H218V188L217 187H221V185H222V182H223V179L225 180L226 179V176H225V178H224V175H223V173H221V171L222 170H220L221 169V167H220V169H219V165L221 164V161H220V164L218 165V163L219 162H217V164L215 165L214 163L212 164V162ZM256 161V160H255ZM258 161V160H257ZM51 162H53L54 163V165H59V166H61L62 164H63V160L61 161H58V160H55V161H51ZM79 161H77V163H78ZM80 162H82V161H80ZM83 162V163H84ZM112 162V161H111ZM233 162H235V161H233ZM264 162V161H263ZM13 163H14V161H13ZM18 163V162H17ZM25 163V162H24ZM91 163H90V165H91ZM116 163H118L117 165L118 166H116L115 164ZM155 163V162H154ZM191 163V162H190ZM202 163H203V161H202ZM229 163V162H228ZM239 163V162H238ZM32 164V165H33ZM68 164V163H67ZM70 164V163H69ZM79 164V163H78ZM81 164V163H80ZM94 164H96V166L94 165ZM108 164H110L111 165V163H108ZM107 164V165H108ZM158 164V163H157ZM161 164L159 165V166H161ZM186 164V165H185ZM198 164V163H197ZM242 164V163H241ZM18 165V164H17ZM23 165V164H22ZM33 165V166H34ZM72 165V167H73V164H71ZM101 165V166H100ZM154 165H156V164H154ZM183 165H184V167H183ZM190 165V164H189ZM214 165V166H213ZM222 165V164H221ZM257 165H259V164H257ZM15 166H16V164H15ZM59 166H57V167H59ZM97 166H99V167H97ZM112 166H113V164H112ZM111 166V167H112ZM194 166H195V164H194ZM199 166V165H198ZM211 166H213V167H211ZM226 166V165H225ZM262 166L263 167H261L260 166V168L262 169L263 168V170H264V163L262 164ZM28 167V166H27ZM50 167H51V164H50ZM68 167H70V166H68ZM102 167V168H101ZM196 167V166H195ZM227 167H228V169H229V166H228V164H227ZM231 167V166H230ZM240 167H241V165H240ZM258 167V166H257ZM18 168H20L19 167V165H18ZM24 168V167H23ZM46 168H47V172H48V170L50 171L51 170V168H48L47 166H46ZM63 168H64V165H63ZM67 168V167H66ZM77 167H75V169H76ZM89 168V169H88ZM100 168V169H99ZM165 168H164V170H165ZM168 168H166V169H168ZM233 167H231V169H232ZM239 168V167H238ZM259 168V167H258ZM70 169V168H69ZM74 169V171H76ZM83 169V168H82ZM187 169V168H186ZM199 169H200V167H199ZM235 169V168H234ZM21 170V169H20ZM42 170V171H41ZM66 170V169H65ZM71 170V169H70ZM112 170H111V168H110V172L113 174V176H114V174L115 173H113L112 172ZM116 170V169H115ZM153 170V171H152ZM233 170V169H232ZM239 170V169H238ZM242 170V169H241ZM251 170V169H250ZM255 170V169H254ZM260 170V169H259ZM52 171V170H51ZM61 171V170H60ZM84 171V170H83ZM103 171V170H102ZM107 171V170H106ZM117 171V170H116ZM115 171V172H116ZM166 171V170H165ZM190 171V173L192 172V170L190 169L189 170ZM195 171V170H194ZM225 171H226V169H225ZM235 170H233V172H234ZM243 171V170H242ZM257 171V170H256ZM33 172V173H34ZM35 172V173H36ZM81 171H79V174H81L80 173ZM197 172V171H196ZM229 172V171H228ZM238 172V171H237ZM248 172H250L249 171V169H248ZM21 173V172H20ZM25 173V172H24ZM29 173H31V172H29ZM37 173H36V175H37ZM51 173V172H50ZM55 173V172H54ZM73 173V172H72ZM104 173V172H103ZM170 173H168V174H170ZM201 173H202V171H201ZM262 173H263V171H262ZM49 174V173H48ZM77 174H78V172H77ZM109 174V173H108ZM118 174H117V176H118ZM187 174H189V173H187ZM192 174H194V173H192ZM235 174V173H234ZM37 175V176H38ZM172 175V174H171ZM257 175H258V173H257ZM30 176V175H29ZM51 176V175H50ZM82 176V175H81ZM86 176V177H85ZM116 176V177H117ZM193 176H195V175H192V177ZM20 177V176H19ZM58 177V176H57ZM79 177V176H78ZM108 177V179L110 180V178H109V176H107ZM106 177V178H107ZM111 177V176H110ZM116 177H115V179H116ZM170 177V176H169ZM174 177V176H173ZM236 177H237V174H236ZM262 177H264L263 176V174H262ZM31 178H33V177H31ZM35 178V177H34ZM45 178V177H44ZM46 178H47V176H46ZM168 178V177H167ZM243 178V177H242ZM247 178V177H246ZM246 178H244V179H246ZM257 179V178H255V175H254V177H252L251 179ZM29 179V178H28ZM51 179V178H50ZM53 179H54V175H53ZM68 179V178H67ZM81 179V178H80ZM105 179V178H104ZM177 179H176V181H177ZM200 179V178H199ZM241 179V178H240ZM239 179V180H240ZM248 179H250V175H249V177H248ZM26 180H27V178H26ZM33 180V179H32ZM35 180H36V178H35ZM40 180V179H39ZM38 180V181H39ZM43 180V179H42ZM170 181H171V179H169ZM174 180H175V178H174ZM242 180V179H241ZM37 181V180H36ZM168 181V180H167ZM178 181V182H179ZM258 181H259V179H258ZM33 182V181H32ZM61 182V181H60ZM102 182H104L103 184H102ZM204 182V183H205ZM247 182V181H246ZM261 182H262V180H261ZM29 183V182H28ZM48 183H49V180H48ZM152 183H153V185H154V187L152 188ZM168 183H169V181H168ZM167 183V184H168ZM201 183V182H200ZM242 183V182H241ZM30 184H31V182H30ZM164 184V183H163ZM176 184V183H175ZM187 184V185H188ZM201 184H203V183H201ZM250 184V183H249ZM254 184V183H253ZM35 185V184H34ZM39 185V184H38ZM105 185V184H104ZM199 186H200V184H198ZM248 185V184H247ZM259 185H261V184H259ZM264 185V184H263ZM20 186V185H19ZM30 186V185H29ZM159 186H160V188H161V185H158V188H159ZM166 186V185H165ZM165 186H162L163 188H164V190L163 191H165L166 192V190H165ZM191 186V185H190ZM192 186H191V189H192ZM236 186V185H235ZM34 187V186H33ZM105 187V191H106V194H103V192H102V188H104ZM110 187V186H109ZM170 187V186H169ZM195 187H193V188H195ZM202 187H203V185H202ZM206 187V186H205ZM225 187H226V185H225ZM229 187V186H228ZM231 187V186H230ZM234 187V186H233ZM239 187V186H238ZM257 186H255V188H256ZM27 188V187H26ZM107 188H108V186H107ZM111 188V187H110ZM110 188H108V189H110ZM159 188V189H160ZM174 188V187H173ZM184 188H185V186H184ZM248 188V187H247ZM254 188V187H253ZM258 188V187H257ZM261 188V187H260ZM23 189V188H22ZM91 189H92V193H91ZM156 189V188H155ZM197 189V188H196ZM199 189V188H198ZM197 189V190H198ZM220 189V188H219ZM230 189V188H229ZM146 190V191H145ZM193 190V189H192ZM204 190V189H203ZM202 190V191H203ZM210 190V189H209ZM208 190V191H209ZM221 190V189H220ZM236 190V189H235ZM234 190V191H235ZM238 190V189H237ZM236 190V191H237ZM253 190V189H252ZM162 191V192H163ZM168 191V190H167ZM176 191V190H175ZM186 191V190H185ZM201 191V190H200ZM230 191V190H229ZM243 191V190H242ZM246 191V190H245ZM248 191V190H247ZM250 191V190H249ZM249 191L247 192V193H249ZM5 192V191H4ZM183 192V191H182ZM187 192V191H186ZM197 191L195 190V193H196ZM219 192V191H218ZM223 192H224V190H223ZM231 192V191H230ZM244 192V191H243ZM257 192V191H256ZM11 193V192H10ZM21 193V192H20ZM23 193V192H22ZM105 193V192H104ZM190 193H192V192H190ZM194 193V192H193ZM229 193V192H228ZM239 193V192H238ZM245 193V192H244ZM260 193V192H259ZM4 194V193H3ZM2 194V195H3ZM24 195L25 194H27V193H23ZM113 194H114V190H113ZM115 194H117V193H115ZM168 194V192L166 193V195ZM189 194V193H188ZM230 194V193H229ZM23 195V196H24ZM28 195V194H27ZM163 195V194H162ZM190 195V194H189ZM193 195V194H192ZM203 195V194H202ZM219 195H220V193H219ZM256 195V194H255ZM8 196V195H7ZM29 196V195H28ZM125 196V195H124ZM158 196V195H157ZM168 196V195H167ZM171 195H169V197H170ZM174 196V195H173ZM228 196V195H227ZM45 197L47 198V201H48V199H49V203H48V205L46 206V204H44L45 202H42L44 199H45ZM119 197H122V195L120 196L119 195ZM126 197V196H125ZM176 197V196H175ZM187 197H188V195H187ZM190 197H191V195H190ZM247 197V196H246ZM245 196H243V198H246ZM249 197V196H248ZM0 198H1V196H0ZM31 198H32V196H31ZM42 198V199H41ZM124 198V197H123ZM185 198H186V196H185ZM192 198H194V197H192ZM196 198H197V196H196ZM201 198V197H200ZM220 198V197H219ZM237 198V197H236ZM242 198V199H243ZM261 198V197H260ZM259 198V199H260ZM24 199V198H23ZM122 199V198H121ZM162 199V198H161ZM160 199V201H162ZM168 199V198H167ZM253 199V198H252ZM35 200V201H36ZM155 200H157V199H155ZM159 200V199H158ZM157 200V201H158ZM163 200H164V198H163ZM245 200V199H244ZM248 199L246 198V202L244 201V203H246L247 204V208H246V211L244 212V217H245V219L244 220H246V222H243V227H242V232L241 233H243L242 234V237L243 236H246L245 238H244V241L245 240H251V241H253V240H255V238L256 237H258V236H260V234L261 235H263V233H264V224H261V222H260V224H259V222L257 223L255 220H256V218L254 219V217H253V209H254V205L252 206L251 204H250V202L249 201H247ZM2 201V200H1ZM9 201H12L11 199L9 200ZM14 201H16V200H13V204H14ZM33 201H34V199H33ZM35 201H34V203H35ZM166 201H170V200H166ZM178 201V200H177ZM176 201V202H177ZM194 201V200H193ZM214 201H215V199H214ZM256 201H258V200H256ZM163 202V201H162ZM198 202H199V200H198ZM205 202V201H204ZM209 202H210V200H209ZM243 201H241V203H242ZM3 203V202H2ZM26 203V202H25ZM151 203V204H150ZM158 203V202H157ZM156 203V204H157ZM193 203V202H192ZM199 203H203V202H199ZM212 203V202H211ZM28 204V203H27ZM153 204H154V202H153ZM160 204H161V202H160ZM163 204V203H162ZM162 204L160 205V206H162ZM180 204V203H179ZM188 204H191L190 203V201H189V203ZM194 204V203H193ZM205 204H206V202H205ZM214 204V203H213ZM245 204V205H246ZM167 205V204H166ZM182 205V204H181ZM186 205V204H185ZM198 205H200V204H198ZM7 206V205H6ZM183 206H184V203H183ZM27 207V206H26ZM25 207V208H26ZM52 207V206H51ZM50 207V208H51ZM87 207H88V209H87ZM158 207H159V204H158ZM169 207V206H168ZM172 207V206H171ZM170 207V208H171ZM209 207V206H208ZM163 208V207H162ZM164 208H165V205H164ZM173 208V207H172ZM184 208V207H183ZM257 208V207H256ZM255 208V209H256ZM260 208V207H259ZM4 209H5V207H4ZM21 209V208H20ZM32 209V210H33ZM111 209H120L121 210V212H123L122 214V216L120 217V215H121V212L119 213L118 212V214H119V218L118 217H116L115 216V212H117V211H113V214L114 215H112L111 213H112V210ZM135 209H140L141 211H143V212H145V213H147V214H145V218H139L138 219V217L136 218V220L134 219V218H132L133 220H135V221H133L132 219L130 220V218H129V216H128V218L125 216V215H127L128 213H130V214H133V212L135 211ZM158 209H160L161 210V207L160 208H158ZM196 209V208H195ZM195 209H193V210H195ZM200 209V208H199ZM206 209V208H205ZM25 210V209H24ZM52 210H53V207H52ZM119 210V211H120ZM201 210V209H200ZM209 210H210V208H209ZM257 210V209H256ZM4 211V210H3ZM6 211H7V209H6ZM59 211V210H58ZM62 211V210H61ZM156 211H157V209H156ZM170 211V210H169ZM168 211V212H169ZM178 211V210H177ZM196 211V210H195ZM51 212V211H50ZM91 213L92 214V216L91 217H89L86 213ZM111 212V213H110ZM132 212V213H131ZM140 212V211H139ZM162 212H163V210H162ZM194 212V211H193ZM197 212V211H196ZM240 212V211H239ZM29 213V212H28ZM59 213V212H58ZM157 213V212H156ZM160 213V212H159ZM164 213V212H163ZM230 213V215H231V212H229ZM243 213V212H242ZM17 214V213H16ZM26 214V213H25ZM137 213H135L134 215H136ZM139 214V213H138ZM144 214V213H143ZM165 214V213H164ZM204 214V213H203ZM202 214V215H203ZM233 214H235V211H233ZM238 214V213H237ZM258 214V213H257ZM7 215V214H6ZM12 215V214H11ZM51 217H52V215L51 214H49ZM129 215V214H128ZM140 215H142V213H140ZM139 215V216H140ZM194 215V214H193ZM199 215V214H198ZM198 215H197V217H198ZM223 216H224V214H222ZM57 216H58V214H57ZM147 216V217H148ZM152 216H154L155 217V215H152ZM157 216V215H156ZM161 216V215H160ZM232 216V215H231ZM234 216V215H233ZM49 217V216H48ZM59 217V216H58ZM112 217V218H111ZM195 217V216H194ZM200 217V216H199ZM256 217H258V216H256ZM53 218V217H52ZM51 218V219H52ZM121 218V219H120ZM123 218V219H122ZM202 218V217H201ZM220 218V217H219ZM240 218V217H239ZM1 219V218H0ZM9 219V218H8ZM7 219V220H8ZM12 219V218H11ZM23 219V218H22ZM31 219V218H30ZM54 219V218H53ZM119 219L122 221V223L119 221ZM205 219V218H204ZM226 219H227V215H226ZM231 219V218H230ZM237 219V218H236ZM235 219V220H236ZM48 220H50V219H48ZM154 220V221H153ZM193 220V219H192ZM26 222L25 223H27V227H25V231L26 230H28V232H29V230L30 229H32V222L30 221V220H25ZM60 221V220H59ZM66 221H65V223L64 224H66ZM117 221H119V222H117ZM203 221V220H202ZM230 221V220H229ZM257 221H258V219H257ZM10 222V221H9ZM15 222V221H14ZM63 222V221H62ZM72 222V223H73ZM123 222H124V224H123ZM179 222H182L183 223V225H176L177 223H179ZM211 222V221H210ZM215 222H217V221H215ZM242 222H241V224H242ZM6 223V222H5ZM24 223V222H23ZM48 223V222H47ZM151 223H153L152 224V226H151ZM154 223H155V225H154ZM181 223V224H182ZM189 223V226L190 225H192V224H190V222H188ZM187 223V224H188ZM194 223V222H193ZM196 223V222H195ZM4 224V223H3ZM22 224V223H21ZM197 224V223H196ZM209 224V223H208ZM240 224V223H239ZM6 225H7V223H6ZM19 225L20 224H18V228H19ZM23 225H25V224H23ZM20 226L21 228H20V234H22L21 233V231L23 230V228L22 227H24V226ZM49 225V224H48ZM126 225V226H125ZM72 226H73V224H72ZM71 226V227H72ZM75 226V227H76ZM198 226V225H197ZM196 226V227H197ZM203 226H205V225H203ZM213 226V225H212ZM239 226V225H238ZM237 226V227H238ZM45 227V226H44ZM53 228L55 227V225L54 226H52ZM159 227V226H158ZM181 227V228H180ZM227 227V226H226ZM237 227H236V229H237ZM29 228V229H28ZM34 226H33V230H34ZM41 227H39V229H40ZM51 228V227H50ZM50 228H48L49 230H50ZM56 228V227H55ZM179 228V229H178ZM15 229V228H14ZM16 229H17V227H16ZM22 229V230H21ZM44 229V228H43ZM48 229H47V231H48ZM61 229V228H60ZM73 229V228H72ZM195 229V228H194ZM204 231H205V233L203 234L202 233V236H201V239H200V241H201V243H208L210 240H211V233H210V231L213 229H210V226H208L207 225V227L205 228L204 227ZM241 229V228H240ZM18 230V229H17ZM17 230H15V231H17ZM58 230V229H57ZM74 230V229H73ZM151 230V231H150ZM161 230V229H160ZM226 231L225 232H227V229H225ZM13 231V230H12ZM59 231V230H58ZM62 231V230H61ZM75 231V230H74ZM158 231V230H157ZM203 231V229H202V232H204ZM235 231V230H234ZM262 231H263V233H262ZM31 232V231H30ZM60 232V231H59ZM58 232V233H59ZM63 232V231H62ZM70 232H71V230H70ZM69 232V233H70ZM106 232V233H105ZM156 232V231H155ZM212 232V231H211ZM221 232H223V230L221 231ZM239 232V233H240ZM43 233V232H42ZM68 233V232H67ZM153 233H154V231L152 232V235H153ZM158 233V232H157ZM196 233H198V232H196ZM200 233V232H199ZM241 233H240V236H241ZM16 234V233H15ZM26 234H27V232H26ZM44 234V233H43ZM65 234V233H64ZM155 234V233H154ZM191 234V233H190ZM226 234V233H225ZM4 235H6V231H5V229H4V226H3V230L0 228V237H2V236H4ZM23 235V234H22ZM24 235H25V233H24ZM30 235H31V233H30ZM37 235V234H36ZM198 235V234H197ZM214 235V234H213ZM227 235H229V233H227ZM227 235H223V237L221 238L222 239V241H220L219 243H217V245L219 244V246H221L222 245V247H223V244H224V246H225V242L228 240L227 239ZM239 235V234H238ZM20 236V235H19ZM188 236V235H187ZM22 237V236H21ZM39 237V236H38ZM52 237V236H51ZM70 237H72L71 235H70ZM86 239H85V238ZM156 237V236H155ZM231 237V236H230ZM263 237V236H262ZM16 238V237H15ZM14 238V239H15ZM41 238H42V236H41ZM198 238V237H197ZM214 238V237H213ZM32 239V238H31ZM43 239H44V237H43ZM160 239V238H159ZM258 239V238H257ZM13 240V239H12ZM23 240H24V238H23ZM48 240V239H47ZM51 240V239H50ZM50 240H49V242H50ZM60 240V239H59ZM59 240H58V242H59ZM61 240H63V239H61ZM61 240H60V242H61ZM162 240V239H161ZM160 240V241H161ZM194 240V239H193ZM30 241V240H29ZM56 241H57V239H56ZM73 241H74V243H73ZM156 241H158V239H156ZM160 241H158L159 242V244H161L160 243ZM216 241V240H215ZM246 241V242H247ZM14 242V241H13ZM23 242V241H22ZM21 241L19 242H17L18 243V245H16L19 249H17L20 253H19V258L17 257V259H14V260H12L11 258H8V256H6L5 254L2 256V254H0L2 257H0V264H23V261L25 262L26 260L28 261V259H30L32 256H33V252L32 251H34V250H32L31 251V253H30V251L26 248V246H25V244H23ZM24 242H25V240H24ZM33 242V241H32ZM53 242V241H52ZM59 242V243H60ZM213 242V241H212ZM229 242V241H228ZM245 242V243H246ZM31 243V242H30ZM34 243H35V240H34ZM33 243V244H34ZM164 243V242H163ZM244 243V244H245ZM157 244V243H156ZM166 244V243H165ZM216 244V243H215ZM226 244H227V242H226ZM46 245V244H45ZM204 245V244H203ZM205 245H207V244H205ZM246 245V244H245ZM248 245V244H247ZM250 245V244H249ZM73 246H74V248H73ZM156 246H158V244L156 245ZM162 246H163V244H162ZM162 246H160V249L162 248ZM170 245H168V247H169ZM209 246V245H208ZM28 247V246H27ZM42 247V246H41ZM45 247H47V246H45ZM159 247V246H158ZM167 247V248H168ZM178 247V246H177ZM180 247V248H181ZM164 248V247H163ZM176 247H174V249H175ZM219 248H221V247H219ZM225 248V247H224ZM38 249V248H37ZM42 249H44L43 247H42ZM164 249H166V247L164 248ZM163 249V250H164ZM249 249V248H248ZM79 250V251H78ZM170 250V249H169ZM1 251V250H0ZM42 251V250H41ZM54 251V252H55ZM159 251V250H158ZM166 251V250H165ZM172 251V250H171ZM212 251H213V249H212ZM216 251V250H215ZM17 252V251H16ZM48 252V251H47ZM49 252H50V249H49ZM55 252V253H56ZM77 252H82V253H84L85 254V256L84 255H82V253H80V254H78ZM161 252H162V250H161ZM161 252H159V253H161ZM167 252V251H166ZM203 252V251H202ZM45 253V252H44ZM149 253H151V254H149ZM163 253V252H162ZM174 253V252H173ZM186 253H185V255H186ZM40 254H42V253H40ZM49 254V253H48ZM48 254H46L47 256H50V254L48 255ZM180 254H182L181 252H180ZM206 254H207V252H206ZM259 254H260V252H259ZM58 255V254H57ZM60 256L59 255V257H63V256ZM163 255H165L164 253H163ZM162 255V259L161 260H163V256ZM184 255V256H185ZM232 255V254H231ZM41 256V255H40ZM39 256V257H40ZM52 256V255H51ZM176 256V255H175ZM201 256V255H200ZM206 256V255H205ZM252 256H254V255H252ZM10 257V256H9ZM53 257V256H52ZM161 257V256H160ZM174 257V256H173ZM202 257V256H201ZM207 257V256H206ZM34 258V257H33ZM32 258V259H33ZM36 258V257H35ZM41 258V257H40ZM39 258V259H40ZM63 258H65V257H63ZM62 258V259H63ZM130 258H134V261L131 259L130 260ZM146 258V259H145ZM172 258V257H171ZM175 258V257H174ZM174 258H172V259H174ZM178 258V257H177ZM38 259V260H39ZM48 259H49V257H48ZM144 259V262L145 263H143L142 262V260ZM155 259V258H154ZM157 259V258H156ZM165 259V258H164ZM206 259V258H205ZM262 259V258H261ZM72 260V259H71ZM170 260V259H169ZM169 260H168V262H169ZM179 260V259H178ZM186 260V259H185ZM247 260H248V258H247ZM251 260V259H250ZM33 261V260H32ZM32 261H29V262H32ZM40 261V260H39ZM46 261V260H45ZM53 261H55V260H53ZM57 261V260H56ZM141 261V262H140ZM174 261H175V259H174ZM174 261H173V263H174ZM182 261V260H181ZM200 261H201V259H200ZM253 261V260H252ZM131 262V263H130ZM167 262V263H168ZM241 262V261H240ZM254 262V261H253ZM259 262H260V260H259ZM259 262L257 263V261H256V263L257 264H259ZM33 263H34V261H33ZM41 263V262H40ZM69 263V262H68ZM157 263V262H156ZM164 263V262H163ZM163 263H161V264H163ZM178 263H181L180 261L178 262ZM184 263V262H183ZM187 263V262H186ZM202 263V262H201ZM235 263V262H234ZM242 263V262H241ZM245 263H247V261H245ZM255 263V262H254ZM38 264V263H37ZM44 264V263H43ZM160 264V263H159ZM188 264V263H187ZM208 264V263H207ZM211 264V263H210ZM237 264V263H236ZM244 264V263H243ZM260 264H262V263H260Z\"/></svg>", "mask_w": 264, "mask_h": 264}]
</instances>
